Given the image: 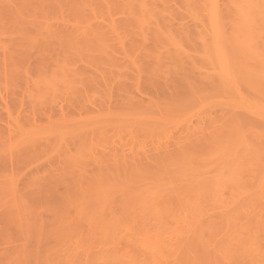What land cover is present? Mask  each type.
Returning a JSON list of instances; mask_svg holds the SVG:
<instances>
[{
  "label": "bare ground",
  "instance_id": "bare-ground-1",
  "mask_svg": "<svg viewBox=\"0 0 264 264\" xmlns=\"http://www.w3.org/2000/svg\"><path fill=\"white\" fill-rule=\"evenodd\" d=\"M179 1L180 0H0V80H1L0 81V88H1L0 89L1 90L0 91V100L2 98L4 100V98H5L4 95H7V94L12 95L13 94L12 96H16V94H15L16 92L18 94L21 93L23 95L20 94V96L23 97L22 98L23 100L22 99L19 100L18 99L19 96L18 97L16 96V98L18 99L16 102L17 107H20V108H17L18 111L20 109H23V107H25L23 105L30 103L29 104L30 107L32 106V104H34V108H31L29 111L31 113V110L33 109L32 110V111H34L32 113L33 115L34 114L36 115L35 112H37V114H38L40 108L42 110L43 107H45V109H43V114H44V111L46 109H47V114L51 113L50 111H52V113H54L55 110H57V111L59 110L58 113L60 115L63 114V117H64L70 111H72L69 109L67 110V108H70V106L72 107L70 109L75 108L74 105L79 106V107L80 106L85 107V104L87 105V103H88V105H89V103H90V100H89L90 96H91V99H93V100H91V102L92 101L94 102V101H96V99H98L96 102H94L95 104L92 105V107L94 109L92 107L89 108L90 105L89 106L87 105L89 109H93L94 111H96L94 113L95 115L93 114L94 111L90 112V114H89V113H87L88 110L86 111V109H84L82 107H80V109H79V107H78V108H75V109H78V111H79V113H78V111L76 110L77 113L79 114V117L77 116L78 117L77 119H76V117L75 118L73 117V115L75 116L76 111H74L75 113L72 111L73 113L71 112L72 114L70 113L71 115H69V118L70 117H73V118L68 119V117H66V120H65L64 119L65 117H64L62 121H60L59 118H58V120L53 118L54 116L53 115H52L53 117L51 116L52 113L49 114V116H50L49 118L47 117V114H45L44 116L47 117L49 122L46 121L48 123H44L45 125L42 124V126L40 125L41 123H43L41 121H44L47 119L43 118L40 121L41 123L38 122L39 124L35 122L36 121L35 118H36V116L38 117V115H36V116L34 115V117L31 119H26L29 121H31L33 119L34 121L33 120L32 121L34 123L32 122V125H34L36 128L34 126L32 127L30 124L31 122H29V121L28 122L25 121V123H23V125L24 124H27V125L30 124L28 126L31 128H28V126H26L27 127L26 128L25 125L23 126L21 124V122H23V116H22V118H21V116L18 117V114L15 113L17 115V117H15V118L12 117L13 115L9 111L10 110L9 107L5 105V107H7V108L4 110V107H3L2 112L5 113L8 111L7 113H5L6 116L8 114V118L5 117V119H10V122L9 121L8 122L10 123L9 127L11 126L12 130H10L9 127H8L9 130L5 128L9 132V135H7L6 134L7 131L5 129H3L4 126H2L0 124V127L2 126L1 129H3L2 131H5L4 132L5 136H4V134L2 135L3 132L0 131V132H2V133H0V136H1L0 137V143L2 142V148H3V145H5L7 142H8L7 144L9 146H12L11 143L14 141V139H13V136L11 134L14 133L17 136V138H19L18 141H16L15 145H14L15 142L13 143V145L16 146L15 147L16 149L14 150V148H13L11 152L9 150H8V152H6L9 154V155L6 154V156H5L6 160H8L9 158H10V160L12 158H14L13 156L15 154H17V152H18L17 148L21 149L22 147H23L22 151L23 150L24 151L32 150V151H30V153H32L34 150L33 155H35V153L37 152V153H41L40 154L41 157L42 156H45V157L48 156V158H49L51 156L50 153H53V152L55 153L57 151V149L60 148V146H57V145H62L63 148L61 147V149L63 150L65 145H68V146L70 145L69 143H67L68 140L69 141L74 140L73 142H76V140H78L79 142L81 141L80 142L81 145L77 141L78 146L76 147V149L74 147H72V145L69 146L75 150H73L72 148H67L68 146L65 147L68 149V150L67 149L65 150L67 152L66 154L68 155L69 153H71V155H68V156H70V159L68 158V156L65 155V153L63 155H65L66 157L63 155L61 156L60 152H62V151H60V150L57 151L58 153L56 152L57 156H55V157L60 156V158H59L60 161L63 160L65 157L67 159V161H66V159H64L63 161H61V163L62 162L67 163L68 162L67 165H71V163H73L72 166L75 163L77 165H79L78 163H81V164L84 163V165H87L90 163L93 165L96 162V163H99V165H100L99 168H101L102 162H103V164H102L103 166L105 165V167H106V164L108 166L109 160L111 161L115 157V154H114V153H116L115 151L116 150L118 151L121 147L123 148L125 146V148H126V146L127 147L129 146L131 148V150H134V154H133V152L129 153L130 152L129 147H128V149L124 148V149L119 150L120 152L122 151L123 153L126 150L125 154H127V151H129L128 154H130V155H128V158H127V157H125V154H123L122 152L121 153L118 152L116 154V157H115L116 158L115 164H117V166H119L118 167L119 169L117 168V170H115L114 169L115 167H113V169H112V167H110V168L108 167V169H110L112 171L110 173H102V172L97 173V171L99 170L98 168L96 169L97 166L95 167L96 173L93 171L94 173L91 172L90 174L84 173V172L88 171V168L86 169V171H85V168H84V170L79 168L83 172L77 173L76 168H72V166H71V168H72V170L75 169V171H73L75 173H71L70 171H67V168L65 167L66 168L65 169L63 166H62V170L65 169L68 173H65L66 171L58 172L59 167L61 168V166L57 167V170H56V167H55V169H53L52 164H51L52 169L56 170L57 173L53 172L54 174L51 177V181L49 182L50 183L49 185H51L55 189H57V187H59V188L62 187V189L63 190L65 189V191H66V193H65V191L61 190V191H63L62 193H65L64 200L62 199L63 194L59 193L61 191L58 192L59 195L61 194V196L59 198L62 197L60 200H58L61 202L60 205L61 206L63 205L62 207L64 208V211H69L70 207L71 208H78L76 211V214L83 215L82 219L76 217V219L77 218L80 219L79 220L80 222H82V220H83V222H82L83 224L80 223V225L77 224L79 222L78 219H77L76 223H75V221H76L75 220L74 224H72L73 221L71 223L69 221L71 218L70 219L66 218L67 217L66 213H65V215L64 214L60 215V217L63 216L62 218L65 217L64 220L65 219L66 220L63 221V219H61V225L63 223V227H64L62 229H64V230L57 228V230H62L61 231L62 234L59 233V231H58L56 235H59V236L62 235L64 237L66 236V239H68V237H72L73 235L76 236V235H79L81 233L80 234L82 236L81 238L84 239L83 235L85 234L84 232L86 230L83 231L81 228H85L86 226L89 225L91 228V230H89V232H91L92 228L94 229L97 225H99L100 220L98 221L97 219H101V218H102L101 222H102V220L104 221V222H102L103 227L101 228V226H99V227L97 226V228H95V230L91 233L94 234V232L98 231L100 228L103 231L105 229V226L108 228L107 232L110 233L109 227L111 226L110 224H112V222H115L112 225H116V223H117V227L120 226V225H118L120 223L116 222V221H118V219L116 218V220H115L114 217H118V215L124 214V212H123L124 210H125V214H124L125 217L120 215L121 219L126 218V216L128 217V215L129 216L135 215L136 213H137L136 214L137 216H139V215H140V217L145 216V218H146L147 217V215H146L147 211L146 210H148L149 206L151 207L152 212H155L158 214H164V213L167 214L168 212L173 213L174 210L171 211L173 208L174 209L175 208L180 209V207H181V209H182L183 207L186 206V205H184L185 203L187 204L189 201L195 200V198L198 197L199 194L200 195L203 193L205 194V192L207 193V191L209 190L207 194H205V195L203 194L204 198L201 195L200 196L201 199L198 200V202L200 201V203L203 202V204H205L208 201V200H206L207 197L209 198V195L211 196L215 191L216 192L219 191L220 192V193L218 192L219 194L225 193V191H221L220 188H222V187L223 188L225 187L224 189H226V190L227 189L231 190L232 194L231 193L227 194L228 195L227 199H226L227 201L224 204L226 205V203H227L229 205L228 207L231 208V206H233V208H231V210H229L230 213L224 214L223 212H221V214L223 213V215L222 216L220 215L219 217H217L218 219H215V221L213 219H211L214 221L213 223L215 225L212 222L210 223V225L217 226L219 228V230L223 229L222 227H224L225 229L226 228L229 229L228 225L230 226L233 223L232 224L228 223L227 225H226V223L230 222V220H239L240 221L239 224L243 220L246 222V223H244V224H246L245 225L246 227H247V225L249 226L250 223L254 222V223H258L257 226H260L261 230L264 231V228L262 227V226H264V0H181L180 3H179ZM176 11L178 12L179 16L177 15ZM51 16H53V17L55 16V17L54 18L52 17V20H51ZM56 16H59L60 19L63 21L61 22L60 19L59 20L58 19L53 20V19L57 18ZM72 16H73V18H72ZM69 17H71V19H73L74 21L76 18L77 21H75V22L73 21L71 23H70V21L66 22L65 19L69 18ZM87 17H90V18L93 17L94 20L102 18V20L100 19L101 21L100 20H97V21L101 22V24L104 21V24L100 25L99 22H97V21L94 22V20L92 18L91 19L93 20V22L89 21L87 19ZM77 18L79 20L80 19L81 20L78 22ZM105 18H108V21H105ZM51 21H53L54 23H52ZM90 22L92 24L97 23L100 26L98 28H93L95 26L91 27L92 25ZM72 23H76V24L74 26H71ZM89 23H90V25H89ZM101 26H103V27L105 26V28H107V30L103 31L105 28L102 29ZM96 27H97V25H96ZM28 28H31L29 30H32V28H33V30L37 29L40 34H42L41 31L44 32L43 33L44 38H43V34H42L40 37H37L38 39H36V36H34V37L32 36V35H34L33 33H31L32 35L30 34V36L27 38L28 41L33 42L35 45L41 44L40 47L39 46H36V47L33 46L34 48H31L32 47L31 46L30 49H28L29 45H25V47H23V49H22V46L20 45L21 42L19 40L18 41L20 43L17 42V34L19 35V37L22 35H24L23 37L27 36L24 33L27 32L26 34H29ZM70 29H72V30H70ZM23 31H24V33H23ZM9 32H12L11 34L13 36L11 34H8ZM14 33H17V34L15 35ZM20 33H23V34L21 35ZM107 33L109 35H112V37L114 38V41L119 45V47L117 45H114V47L116 46V47L121 49V50H118L117 53L114 51L115 54H114V52L110 51L112 53V55L109 54V56L111 55L114 58V56L117 54L115 56V58L118 57V60H119V58L124 55V57L120 58V59H122V60H120V61H122V63H120V61L118 63H116V61H118V60H115V58H114V61H113L112 60L113 58L111 59V56L110 57L108 56L107 50H110L111 48H114V47H112V45H111V47H109V44H113L112 42L110 43L109 41H108V45H107V43H106L107 42ZM7 34H8V37L11 36L10 38H8V39H10L9 45H8L9 40L7 38H5V36L7 37ZM45 35H46V38H45ZM19 37H18V39H19ZM49 37L51 38V39H49L50 41L54 40L53 39V37H54V38H56V40L58 41L59 44L64 46V47H61V45H58V43L56 42V45L60 47L59 49H63V48L65 49L66 48L65 50L67 51V48L70 49V47H71V49L69 50L70 52L72 51L71 54L72 55L76 54V58H77V56H79V58H77L75 60L82 58L80 60V61H82V62H80V64L83 63V60L87 57L88 58L86 60H88L90 57L89 61H87V62H89V63L91 62V64L95 63V61L98 62V59L100 57L101 58L105 57V62L109 61L111 63L107 62L109 64L108 65L107 63H104V61H103V64H105V65L101 66L102 63L99 60V62L101 63L100 66H98V64H99V62H98V63H95L97 65L94 64L95 66L92 64L94 67L88 63L89 67H92V68H90L91 71H93L92 73H95L94 75L93 74L91 75L93 77L89 76L92 78L91 80H90V78L85 76L86 72H84L85 73L84 74L80 71L81 72L80 73L79 69H78V72L80 74L75 73V72H77V69H75V68L73 69L74 66H72L71 67L72 70H75L74 74H77V76L79 77V79H78V77H76L77 80H79V82L76 83V81H74L75 78L72 77L73 75L71 74V69H67L68 65H67V60H66L65 56H63V58H60L63 55V54H61L63 52H61L58 48L57 49L61 53H58L59 51H57V53L59 54L58 55L55 52L56 46L54 45V42L52 43V42H50V41L48 42V40H46ZM12 38L14 40L15 39L16 40L14 41ZM6 40L8 43H6ZM40 40L41 41L43 40V41L39 42ZM111 41H113V39ZM37 42H39V43H37ZM47 42L51 43L50 44L51 46ZM23 43H21V44H23ZM43 44L47 45V46L45 45V47L50 46L48 48V50H47V48L42 46ZM127 44H129V45H127ZM150 44L152 47L151 50H150V47H148ZM52 45H54V46H52ZM128 46H129V49H127ZM38 47H39V49L43 48L42 49L43 52H42V50H39ZM51 47H53V48H51ZM116 47H115V49H117ZM34 49H36L37 51H35ZM52 49L54 50V52ZM33 50L36 53H38L37 55H41V57L44 54L45 55L48 54V52H49L48 55H50V57H49V60H47L46 62H42L43 64H45V66H43V68H42L41 65H43V64L42 63L40 64V62L42 60H40V58L38 59V57L36 56L37 57L36 59L40 62L37 63V61H35L39 65L38 66L37 64H35L38 67L35 71L37 72L39 69H41V71H38V73L40 72L41 74H39L37 78L35 77V74H34V77L31 76L30 75L31 72L28 74L26 72H24V75L22 74L23 77L21 79H23L22 80L23 82H26V81L28 82L29 78H33L34 80L35 79H38V80L42 79V81L35 82V84H34L35 89H32L31 91L27 89V91H28V93H27L25 88L23 89L20 87L23 85L18 84V83H20V82H18L19 81L18 79H19V77L22 76L21 74L19 75V71L21 73V70H19V68L17 69L14 67H16L17 65L26 63L25 60L28 61L27 55L30 54V53L27 54V52L30 51L31 53H33L32 52ZM20 51H22V53L23 52L26 53V55L24 54L26 58L24 57V55L21 56L22 53L19 54ZM62 51H64V50H62ZM88 51H90V52H88ZM119 51H123L122 56H120ZM83 52H85V53H83ZM51 53H54V54L51 55ZM55 53L57 54L58 57H56ZM88 53H89V56L86 55ZM118 53H119V55H118ZM136 53H139L141 55V57L143 56L142 58L145 60L144 62H146L147 65L149 64V66H151V67L142 66L146 63H142L143 60H141V62H140L141 57L137 58V57H139V54H136ZM71 54L69 55L68 51H67V55L72 56ZM90 54L91 55L93 54V55H95V57H99V58L95 59V57L93 58L92 57L93 55L91 56ZM19 55L21 57H19ZM82 55H83V57H82ZM85 55L87 57L84 58ZM44 56H43V59H47V57L45 58ZM53 56H55L58 61H56L55 57H53ZM22 57L24 58V59H22L24 61V63H23V61L22 62L19 61V59L21 60ZM30 57L34 58L33 55H31L28 57V59ZM52 58H54L55 60ZM136 58L139 60H137ZM123 59L125 60V62ZM9 61L11 64H8ZM59 61L61 63H59ZM78 61H77V63H78ZM126 61H128L127 63H130L131 65H134V66L133 67L129 66L130 64H127ZM137 61H139V63ZM18 62H20V63H18ZM52 62H54L55 66ZM85 62L86 61L84 60L83 65L85 64ZM113 62L116 63L115 65H119V63H120V65L125 63V66H126V64H127L126 69H125V66H123V65H122L123 67L122 66L121 67L115 66ZM31 63H33V61ZM48 63L51 64V66L58 69L55 72V74L52 72H51L52 74L51 73L47 74L49 69L46 70V67L48 66V65L46 66V64H48ZM112 63L114 65V67L112 66L113 69H118L120 71L122 68V70H121L122 72L124 71L123 69H125L124 72H126V70H127V72L129 73L133 69V72L135 73L134 70L137 69L136 70L137 73H135L137 75H135L133 72H131L132 77H135L133 80L131 79V85L133 83L132 87H135V88H131V89L134 92H137L138 90H140L139 92L141 94L143 93L142 92L143 89L141 90L142 86L140 84L141 79H143L142 82H145V81H146V83L149 82L146 86L149 88L148 85L150 84V86L152 87V91H153V94L152 93H150V94H152L153 96L150 97L151 95L149 94L150 96L148 95L149 96L148 97L147 94L151 90L150 91L148 90L149 91L148 92L147 90H145L146 87H143L144 88L143 91H145V93H143V95H141L139 93V95L142 97V99H141L142 101L144 98H145V100L148 99L147 101H149L150 99H151V101H153L155 99L154 96L156 95L154 92V90L156 91V88L160 90V91L158 90L159 93L162 92L161 95L166 94L168 91L169 92L168 94L171 95V96L169 95V97H171L173 99L172 94H174V92H175L174 90H177L178 88L177 87L173 88L174 85L170 86L173 83H171V84L169 83L170 87L168 88V84H167L168 82L167 81H168V79H170V76L172 73H174L175 75L178 76L176 78V80L180 79V81H179L180 83H183V82L185 83L186 90H188V91H186V92L184 91L185 94L182 91V94H184V95L190 94V95H188V97L190 99L183 95V97H186V98L182 97V100L184 99L185 101L178 102V104L176 103L177 105L175 106V104H171V102H170L171 99H169L165 95H164L165 99H167V100L169 99V100L168 101L165 99L164 100L167 101L168 103L163 102L162 98L164 96H162L161 99L160 98L158 99V97L155 96L156 97L155 100H158V101H156L158 103L156 105L152 104L153 106H151V103H152L151 101H149L150 102L149 103V102L144 100L143 101L144 104H143L142 101H140L136 96H134L133 92L129 93V91H132L131 89L128 90V88L123 85V86H120V87H122V89H121L122 93L119 90L120 87H118L119 89L118 88L117 89L119 90V92H118L119 94L116 93V91H118V90H116V88H115V90H114L115 92L113 95L115 96V93H116L117 95L122 94L121 96H124L123 95L124 91H126L125 96H124L126 98L119 97V96L118 97L121 98L122 101H123V99L126 100V102H128L129 106L126 105L127 103L125 102L126 103L125 105L128 106L125 108L128 111L124 110L123 109L124 107L119 108V110L120 109H123V110L118 111V109L116 107H114L115 106L114 102L117 98L114 100V102H112L113 98H112V95H110V94L107 95V97H106V95H103L101 93L103 96V98H101V95H100V97H98V93L90 92L92 94V95H90L88 91L87 92L85 91L87 89H90V91H93V88H94V86H91V87H93V88H91V87L87 86L86 83H84L87 81L86 78L88 80L94 82L93 85H95L96 83H99V82H97L99 80L97 77L102 75L101 74L102 72L100 73V75L98 74L99 71L101 70V69L99 70V68L103 67V69H102L103 73H104V71L106 72L108 70H109L108 72H110L111 71L110 69L104 70V66H106V64H107V66H111ZM137 63L140 65H138ZM141 63H142V65H141ZM7 64L13 65V69L16 72V73H12L14 76L10 73L11 71L9 70L10 68L12 69V67L9 68V66H7ZM35 65H34V69H35ZM25 66H26V64H25ZM27 66L25 67V69L28 68ZM30 66H32V65L30 64L29 68H30ZM96 66L99 68H97ZM135 66H137V68ZM6 67H8L9 69L8 70L5 69ZM22 67H24V65H22ZM44 67H45V70H44ZM95 67L97 69L92 70V69H95ZM139 67H142V69H140ZM143 67H144V69L149 67L148 68L149 70L145 73ZM128 69H130V70H128ZM188 69H190V71ZM29 70H31V68ZM187 70L191 73L192 76L189 75L190 73ZM17 71H18V73H17ZM42 72H43V74H42ZM110 73H112V72H110ZM110 73H107V74L110 75ZM193 73H194V75H193ZM25 74H26V76H25ZM44 74L47 75L49 78H46ZM81 74H82V76H81ZM83 74L85 77H83ZM114 74L115 73L113 72L111 75H114ZM42 75H44V76H42ZM144 75L146 77L145 80H144V78H142ZM12 76L13 77L17 76L16 79L18 78L17 79L18 81L14 82V80L16 81V79H14L13 82L18 84V85L11 83L12 81H10V80L13 79V78H11ZM121 76L122 75H119V77H121ZM193 76H195V78ZM7 77H10V79H8ZM42 77H45V78H42ZM81 77H82V79L84 78L83 79L84 81L82 79H80ZM102 77H103L102 81H100V80L99 81L101 83H106L108 81L107 77L106 78L104 76H102ZM140 77H141V79H140ZM192 77L196 80L198 78H200V83H199L200 85L197 84L198 81L195 82L196 80L194 81V79H192ZM24 78H26V80ZM95 78L98 80H96ZM121 78L123 79L124 75ZM5 79H7L8 81ZM110 79H112L111 81L114 80V78H112V77ZM127 79L128 78L123 79V81H128ZM30 80L32 81V79H30ZM94 80H96V82ZM171 80H173V79H171ZM119 81H121V80L119 78H116L114 83H118ZM163 81H165V82H163ZM2 82L3 83L6 82L5 85L2 84ZM169 82H173V81H169ZM10 83L12 84L11 86L8 85ZM161 83H163L164 85L165 84H167V85L163 86V85H161ZM202 83L205 85H203ZM82 84H83V86H82ZM85 84L87 87L85 86ZM121 84H123V83H121ZM126 84L130 85L129 81ZM142 84L145 86V83H142ZM177 84H175V85H177ZM107 85H105V86H107ZM179 85L180 84H178L177 86L179 87ZM81 86H82V90L80 88ZM117 86H119V85H117ZM14 87H15V89H14ZM95 87L100 88V86H96V85H95ZM123 87H125L126 90ZM160 87H162V88L166 87L168 89L165 88V90H167V91H165L163 88V91H162L161 90L162 88H160ZM181 87L185 90L184 84H181ZM2 88H4L3 90H5L4 94L2 92L3 91ZM22 89L24 90V92ZM61 89H63V90H61ZM95 89L96 88H94V91H96ZM107 89L109 91L108 87H107ZM60 90L62 91V93ZM110 90L111 91H109V92L112 94V91H113L112 87ZM169 90H171V92ZM6 91L7 92L10 91V92L6 94ZM84 91L87 94L85 96L87 98H83ZM98 91H100V89H98ZM101 91H103V93H105L104 90H102V88H101ZM25 92H26V94H28L27 97L29 98V100H28L29 103L23 104L28 99L26 96H24ZM146 92H148V93L146 94ZM163 92H164V94H163ZM187 92H188V94H187ZM29 93H31V94H29ZM65 93H67V94L64 97L66 98V96H67V99H68V97L70 96L71 98H73L72 101L75 100V101H73V103H75V104L70 105L69 102H67L68 105L64 106L65 107L64 108V107H62V105L66 102L64 97H63V99L65 102L58 99L57 100L58 103H57V101H55V100H56L57 96L62 95V94L64 95ZM93 93H95V95L97 96L96 98L94 97ZM211 93H212V95H211ZM218 93H220L221 95H223V97L226 98L225 99L226 102H223L222 98H221V100L219 98H216V97H220L219 95H217ZM50 94L55 95L54 101H52L53 96L51 98ZM88 94H89V96H88ZM145 94H146V97H144ZM168 94H167V96H168ZM157 96H158V92H157ZM208 96H210V97L208 98ZM9 97H10V95H9ZM24 97L27 99H25ZM47 97H49L51 99V101L48 102L46 99ZM131 97L139 100L140 103L142 105H144L145 107H147V105L149 104L150 108L143 109L140 105H137V103H139V102L137 101V103H135L136 101L135 100L133 101V99ZM104 98L109 100L108 102H110L111 104L114 103L113 104L114 106L111 104H109V106H107L108 103H106L107 105H105V107H104V104L106 102V100H104ZM129 98H130V104H129ZM205 98H207L208 101H206L207 99H205ZM82 99H84V101ZM85 99H88V101H85ZM101 99H102V101L99 102V100H101ZM192 99H194L195 101ZM211 99H212V101L214 99H215L214 101H217L219 99L218 102L219 101L220 102L219 103L214 102V101L210 102ZM110 100H112V101H110ZM155 100L153 101L154 103H155ZM161 100H162V102H161ZM37 101L39 103L41 102V104H40L41 106H38V103H36ZM46 101H47L48 105L49 104H51L52 106L55 105L56 108H54V110H53L52 109L53 107L49 105L48 107H51V110H50V108L48 109V107L46 106L47 104H45V106H43L44 103H46ZM80 101H83L82 103H85V104L79 105ZM122 101L120 103H124V101L123 102ZM31 102H33V103H31ZM52 102H53V104H52ZM76 102L78 103V105L76 104ZM98 102L100 105H102V103L104 102L102 105V108L103 109L107 108L108 111L110 109V112H109L110 114L107 112V109H104L105 110L104 112H100L101 107L99 105L98 106L96 105V104H98ZM174 102H177V100L172 101V103H174ZM182 102H184V103H182ZM202 102H203V104H202ZM206 102H210V107H211V103L213 105L218 103L219 105L217 104L216 107L212 105L213 106V109H212L210 107L208 108L209 103H206ZM9 103H10V101H9ZM67 103H65L64 105H66ZM134 103H135V105H134L135 107L133 106ZM186 103H188V104H186ZM18 104H19V106H18ZM35 104L37 105V108L39 107L37 111L35 110V108H36ZM131 104H132V106H130ZM145 104H147V105H145ZM21 105L23 107H21ZM58 105H61L62 113L60 112V108H59L60 106L58 107ZM26 106H28V105H26ZM116 106H118V105H116ZM122 106H124V104ZM186 106H188V109ZM190 106H191V109H189ZM221 106L223 109L221 108ZM97 107H100V108L98 109ZM108 107H110V108H108ZM138 107H139V109L142 108V110L141 109L139 110ZM217 107H220V109ZM224 107H226L228 111H225L226 108H224ZM0 108H1V106H0ZM114 108H116L117 110ZM129 108H132L131 109L132 111ZM133 108H135V109H133ZM152 108H154V111L152 110ZM75 109H73V110H75ZM112 109L115 111L112 112L113 111ZM136 109H138V110H136ZM147 109L148 110L151 109V110H149L150 113H147L148 112ZM161 109H164L163 111H165V112L161 111ZM184 109H186V110H184ZM24 110H26V109H24ZM27 110H29V109L27 108ZM64 110H67L68 113H65L66 111H64ZM81 110H83V111L81 112ZM179 110L180 111L184 110V112H180ZM192 110L194 113L192 112ZM206 110H207V112H210L207 114L208 115L207 117L205 116ZM222 110L224 111L223 114L226 112L227 113L225 115H222L220 113ZM57 111H55V112H57ZM84 111H86V112H84ZM97 111H98V114H97ZM121 111L124 112V115L122 114V117L125 116L122 118L123 120L119 119V116L121 117V115H119V113H123ZM158 111H160L161 113H158ZM189 111L191 112L190 115H189V113H190ZM212 111H213V113L214 112L216 113L218 111V114L216 113V115H215V113H214V116L212 115L213 116L212 117V116H210L212 114ZM127 112H129L128 116L131 115L130 113H132V116L134 118L137 115V117H136L137 120L135 118L136 123H135L134 118H133V121L130 122L131 116H129L130 117L129 118L127 116ZM134 112H135V114L139 112L141 115L140 116L138 114L135 115V114H133ZM82 113L83 114L87 113L88 115L84 114L85 117H83ZM91 113L93 114V117H92ZM142 113H143V116L145 117V119H139L138 120L139 117L144 118L142 116ZM145 113H147V114H145ZM179 113H181V114H179ZM219 113L223 117H221V115ZM40 114H42V113H40ZM43 114L41 116H43ZM78 114H76V115H78ZM101 114L103 115V117L101 116ZM107 114L109 116L107 118H105ZM115 114H118V118L117 117L115 118L113 116ZM160 114L163 116H161ZM19 115H21L20 112H19ZM145 115H147V116H145ZM178 115H179V117H178ZM29 116H30V114H29ZM29 116H27V117H29ZM94 116H96V117H94ZM99 116H101V118H103V120H101V118H99ZM149 116H151V117H149ZM154 116H156V117L153 118ZM195 116L197 117L200 124L202 122V125H204L207 122L210 123L209 127H207V124H208L207 123L206 124L207 128H200L202 126L199 125V123H198V125L197 124L195 125L197 127H194L193 130L190 131V129L194 126V125L192 126V124H193L192 121H193V119H196V118H194ZM219 116L221 119L219 118ZM61 117H62V115H61ZM126 117H128L129 123H131V124L127 123L128 119ZM215 117L217 120L213 119ZM19 118H21L22 121H20ZM51 118L55 119L54 121L57 120V122H54V124H53V120ZM79 118L81 120L78 121ZM178 118H181V119H178ZM1 119H3V118H1ZM71 119H73V120H71ZM82 119H85L86 122L83 121ZM75 120L77 123L75 122ZM207 120H209V121H207ZM51 121H52V123L50 124ZM58 121H60V122H58ZM80 121L81 122L83 121L84 123L83 122L81 123ZM114 121H116L118 123H116ZM0 122L2 123V121H0ZM203 122H205V123L203 124ZM4 123H7V122H4ZM11 123H12V125H11ZM111 123H112V125H111ZM37 125H39V126H37ZM48 125H50V126H48ZM53 125L54 126L56 125V126L53 127ZM115 125H116V127H115ZM7 126H8V123L5 124V127H7ZM103 126H105L106 128ZM132 126H133V128H132ZM44 127H46V128H44ZM52 127H53V129H52ZM118 127H120V128H118ZM181 127H183V130L181 129ZM204 127H205V125H204ZM32 128H34L33 131H31ZM41 128H44V129L41 130ZM102 128L103 129L105 128V129L103 130ZM124 128H126V129H124ZM179 128H180V130H179ZM24 129H26L27 131ZM116 130H118V131H116ZM124 130H126L127 132ZM133 130L136 131L135 133L137 135L139 134L138 135L139 138H141L140 136L143 137V134H145V135L146 134L147 135L153 134V135H151V137H150V135H148L149 141L146 140L147 136H144L146 139L143 138L140 141L146 140L145 142H147V144L145 142H143V143L140 142L141 143L140 144L139 140L137 141L138 137L135 140L134 135L131 134V132H133ZM172 130L180 131V133L175 131V134L177 133L176 135L172 134L176 138V141L174 142V145H173V149H171L169 141H168L167 145H165V146L162 145V143L166 141L163 139H166V138H167V140L173 139V137L171 138V136H170L171 134H169V132L170 131L172 132ZM181 130H182V132H181ZM11 131H13V133H11ZM38 131H39V133H37ZM42 131H43V133H42ZM103 131H105V132H103ZM109 131L111 133L113 131L112 134L117 135V138L112 139V140H114L113 143L111 141L107 142V145L109 143V145L116 147L117 145H115V142L118 141L117 144H119L120 147L117 146L119 149L117 147H116L117 148L116 150L113 149V150H115L114 152H111L113 154L104 155L105 157H103V154H102L99 157V159L103 160V158H104V160L101 162L97 159L99 156L98 154H100V153H98L99 151H97L99 148L98 146L101 145V144H99L100 141L101 142L103 141L102 143L104 144V141L111 140V138H113V135L111 133L110 134L107 133L109 135V136L105 135L108 137V138L105 137L107 140H104L105 138L103 139L102 135L105 134L106 132H109ZM94 132H96V134ZM114 132H116L117 134H114ZM120 132H122V133H120ZM154 132H156L158 134V137L163 135L161 142L156 141V139L158 141H160V139L155 137L157 135H154V134H156ZM123 133H125V138H123L124 137ZM141 133H142V135H140ZM99 134L100 135L102 134V135L100 137H98ZM128 135L130 138L128 137ZM9 136H10V138H9ZM16 136H15V139L17 140ZM86 136H88V139H92V141H94L95 138H97V139L100 138V139H98L99 141H96V142H98V144H96L97 149H96L95 144H94L95 141L94 142L89 141ZM153 136L155 138H153ZM2 137H5V138H2ZM54 137L58 138V139H55L56 140L55 141V140H53ZM84 137H85V139H84ZM149 137H150L151 141L154 142L157 146L159 143V145H162L163 147L166 148V149L161 148V151H162V149H163V151L165 149L163 156L161 155V156L154 157V156L145 155L149 152L151 154L153 152L152 149L154 150V148L156 147L154 144H151L154 146V148L151 149V147H153V146L150 147V143H148V142H150ZM177 137H179V138L177 139ZM11 138H12V140H11ZM118 138H120V139H118ZM121 138H123V139H121ZM127 138L133 139V141L129 142V140ZM3 139L6 141H4ZM46 139H48V140H46ZM125 139H127V140H125ZM40 140L42 141V143ZM45 140H46V142H45ZM50 140L55 141L54 144H52V141H50ZM83 140L89 141V142L84 143L85 141H83ZM119 140H124V142L128 141L126 143H129V145L128 144L125 145V143H124L123 144L124 146L123 145L121 146L120 144L122 143V141H119ZM173 140H175V139H173ZM60 141H64L63 144ZM48 142H50V143H48ZM119 142H121V143H119ZM77 143H75V146L77 145ZM87 143L92 144V145H90L91 148H90V146H88L89 144H87ZM17 144H18V147H17ZM42 144H45V145L43 146ZM71 144H73V143L71 142ZM105 144H106V142H105ZM133 144H135V146ZM137 144L140 147H143L145 145L144 146L145 148L143 147L144 149L143 148L139 149V146H137ZM41 145H42L43 149H42ZM46 145H48L47 149H44V148H46ZM84 145H86V147ZM146 145L148 146V148L146 147ZM168 145L170 147H168ZM9 146H8V148H9ZM37 146L41 147L40 148L41 150L37 151V149H36ZM0 147H1V144H0ZM52 147H54V148H52ZM55 147L56 148L58 147V148L56 149ZM149 147H150L152 152L150 151ZM50 148H51V150H50ZM87 148L89 149L88 151H87ZM92 148H94L93 150L96 149L95 154L97 155V158H95L96 155H93V153L95 151L93 152ZM135 148L138 151H136ZM80 149L82 151H80ZM142 149L145 151V153L143 154V155H145V157L142 156V151H143ZM35 150H36V152H35ZM72 150L75 151V156L73 155L74 153L72 152ZM4 151H6V147H5ZM22 151L19 150L18 154L20 155L22 153ZM41 151H43V155H42ZM44 151L45 152L48 151L47 153H49V154L44 153ZM158 151H156V152H158ZM163 151H162V153H163ZM83 152H84V154H86V156H84ZM85 152H87V153L89 152L88 154H90V155H88ZM135 152H137V154ZM12 153L14 154L13 156H12ZM138 153H140V154H138ZM122 154L124 155V157ZM91 155H93L95 159L92 158L93 156H91ZM118 155H122V156L119 157ZM135 155H138V156L135 157ZM9 156H11L12 158ZM79 156H80V158L78 159ZM89 156L93 159L92 161H91V158H89ZM111 156H112V158H111ZM117 156L120 159L117 158ZM16 157H18V156H15V158L12 159V161L17 159ZM19 157L21 158V155ZM39 157L40 156H36V158H35L36 161ZM41 157L39 159L44 158V157L43 158H41ZM106 157L111 158V159L108 160V158H107V160H106L105 159ZM121 157H122V159H121ZM129 157H130V159H131V157H133V159L127 160V159H129ZM26 158H28V156H26ZM32 158H34V157H32ZM28 159L30 162H31V160H33V159L30 160V158H28ZM39 159H38V162H39ZM88 160L93 162V163L89 162V163L85 164V161H88ZM17 161H18V159H17ZM34 161L35 160H33V162ZM64 161H66V162H64ZM105 161H106V163L104 164ZM2 162H5V159L3 160V158H1L0 163L3 164ZM21 162H22V159H21ZM51 162H53V160ZM5 163H7V162H5ZM13 163L16 164V160L13 161ZM18 163L20 164V162H18ZM27 163H28V161H27ZM35 163H37V162H35ZM96 163H95V165H96ZM1 164H0V167L2 166ZM7 164H9V163H7ZM76 164H75V166H77ZM92 165H90V166H92ZM109 165L113 166L111 164H109ZM11 166H12V163H11ZM8 167L6 166V168H8ZM47 167H48V164H47ZM49 167H50V165H49ZM105 167H104V169H105ZM4 168H5V166H4ZM50 168H48V169H50ZM92 168H94V167H92ZM1 169L2 168H0V170ZM52 169L50 171H53ZM101 170L103 171V168H101ZM4 171H7V170L5 169ZM4 171H2V172L5 173ZM50 171H48V172H50ZM60 171H61V169H60ZM89 171H91V170H89ZM6 173H8V172H6ZM46 178H47V176L45 177V179ZM42 185L41 186L39 185L40 188L42 187ZM44 186L45 185H43V187ZM211 188L213 189V191L211 190ZM214 189H216V190L214 191ZM237 192L238 193L240 192L241 194H238ZM52 194H54V192H52ZM53 196L55 197V194ZM221 198L223 201H225V198L223 196ZM198 199H199V197H198ZM202 199H204V200L201 201ZM62 200H63V202L65 201L64 204H66V207L67 206L69 207V208L67 207L66 210H65L66 207H64V204L62 203ZM204 201H206V202H204ZM54 202H55L54 200H53V203L50 202L51 208H52V205L54 206V204L56 203V202L55 203ZM200 203H199V205H200ZM203 204H201L200 206H202V207L207 206V205H203ZM206 204H208V203H206ZM28 205H29V203H28ZM117 206H119L120 208H123V210L118 209ZM55 207H56V205L54 206V208ZM115 207H116V209H115ZM154 207L155 208L157 207V210ZM7 208H8V205H7ZM48 208L50 209V206ZM49 209H47V211ZM53 209H52V211H54ZM127 209H129V212ZM164 209L167 211L169 209L171 212L170 211L165 212ZM29 210L32 212L33 209H29ZM116 210L117 211L122 210V211L119 212L120 213L119 214ZM36 211H34V212H36ZM107 211L115 213V216H113L114 220L112 219V222H109L110 219H108V218H110V215L108 214L109 212L107 213ZM115 211L118 213L117 215H116ZM143 211H146V212L144 213V215H141V213L143 214ZM127 212H128V215L126 214ZM139 212H141V213H139ZM56 215H58V213ZM90 215L92 217H90ZM105 215L107 216V219L109 221L105 218L106 217ZM41 216H40V218H41ZM102 216H104V217H102ZM34 217H35V214H34ZM88 217H89V219H88ZM93 217H94V219L96 217V219H95L96 221L94 219L91 221V218H93ZM97 217H99V218H97ZM120 217H119V221H121ZM215 217H216V215H215ZM89 220H90V222H88ZM107 221L109 222V224ZM31 223L33 224V226H32V224H30L31 227H29V228H31L30 231L32 230L33 234H35V235H32V239L34 241V239H36V236L38 237V235L41 231L40 228H42V227H39L40 222L37 223V221H34V223L33 222H31ZM93 224L95 225V227ZM103 224H105V226ZM107 224L110 226H108ZM234 224H238V223L235 222ZM220 225L222 227H220ZM240 225L243 227V223H241ZM89 226H88V228H89ZM79 227H81L80 228L81 230L79 229ZM114 227L115 226H113V228ZM217 227H215L216 230H218ZM68 228L70 230H68ZM74 228L77 229L78 231H82V232L78 233L77 230H76L77 232L76 231L74 232V230H73ZM96 229H98V230H96ZM115 229H117V228L115 227ZM203 229L204 228H202L198 231L195 230L193 232V234L191 235L192 237H190V240L188 242L190 244L189 245L187 244V246H189V248H190L189 253L187 252V254H184V253H186L185 251L188 250V247L186 246L185 251H182L181 255L179 254L178 259L176 258L177 260L174 261L175 262L174 264H176V261L178 264L179 263L181 264V262H183V260L185 261V262H183L185 264H188V263L189 264H243V263L247 264L246 261L249 262V257H251V255H252V258H250L251 263L254 262L253 264H264V250H262L263 248L260 246V245H263L264 235L257 234L259 236L258 237L256 235V231H251L252 235H255L256 238L261 239L259 241V239H256L255 237H253L252 235L249 234V230L244 229L245 232L243 230L242 234L241 233L239 234V237H241V235H242V237L239 238V240L240 239L244 240L243 234H244V237H246L248 234V236H247L248 238H247V240L245 239L246 244L243 243L242 249H240V252H239L240 254L237 253L238 254L237 255L235 252H233L232 249H224L223 245H220V244H219L220 246L216 245L215 242L213 241L214 239L211 238L212 236L210 234H208L209 232L207 233V231L205 229L204 230ZM33 230L36 232L34 233ZM43 230H44V227H43ZM45 231L47 232L46 229H45ZM102 231H101V233L106 231V229L103 232ZM110 231H111V229H110ZM63 232H64V234H63ZM73 232H74V234H73ZM47 233H49V235H46V236H49L51 238L52 235L50 234V232H47ZM82 233H84V234L82 235ZM29 234L31 235L30 232H29ZM40 235L43 236L42 234H40ZM209 235H210V238H209ZM62 236H60L61 237L60 239L64 238ZM251 236H252V238H250V240L248 241L249 237H251ZM40 237L37 239H40L43 241V239H41ZM260 237H262V238H260ZM81 238H79V239H81ZM224 238H226V237H224ZM37 239H36V242H37ZM66 239H64V241H66ZM74 239H77V238H74ZM82 239L80 241L84 242L85 239L84 240H82ZM68 240H69V245L67 244V241H66V242H64L65 246H66V244L68 246H70L71 243H74L72 241L73 240L72 238L68 239ZM123 240H125V238ZM222 240L223 241L225 240V239H223V236H222ZM227 240H225L224 242H226ZM255 240L258 244L255 242ZM42 241H40V242H42ZM251 241H253V242H251ZM242 242H244V241H242ZM128 243H129V240H128ZM212 243L215 244V246ZM79 244H81V247ZM147 244H148V242H147ZM153 244L149 243L147 246L146 243L145 244L143 243V246L144 245L147 246L148 250H152V248H154V247H155V249H157V251H154L155 253L152 251H149L150 254L148 253L149 255L148 254L147 255L153 258V256H155L157 253V257L158 256H159L158 258L161 257L160 259H162V260H160V259L155 260L154 259L155 264H157L158 262L159 263L166 262L167 261L166 257L164 258V256H165L164 255L165 253L163 251L164 248L161 245L159 246L156 243H153ZM251 244H253L255 248L258 246L256 248V250L254 249V247L252 248ZM72 245H74V244H72ZM77 245H79L77 247H79L81 249L82 247H85L86 244H84V246H83L82 243H79V241H78ZM134 245H136V244H134ZM134 245H132V247ZM126 246H129V244ZM143 246H142V249L143 248L145 249V246L144 247ZM218 246L220 247V249L222 248L221 249L222 251L224 250L225 252L219 251ZM259 246L261 248H259ZM67 247H64V248H66L68 251L69 248H67ZM70 247H72V246H70ZM87 247L88 246H86V248ZM64 248H62V249L64 250ZM75 248H76V246H74V249ZM245 248L246 249L249 248V250H246ZM138 249H140V248H138ZM144 249H143V251H145ZM155 249H153V250H155ZM81 250H83V249H81ZM148 250L145 252L147 253ZM159 250H160V253H158ZM254 250H255V252H253ZM67 251H66V253H67ZM87 251H88V249H87ZM87 251H86L87 254H85L86 256L84 255L86 257V263L88 262L87 264H89V263L93 264L92 260H94V259L96 260V257L97 258L100 256L102 257V255H98L99 252H96V253L94 252V254H95L94 255L95 257H94L92 250L89 251V253H91V254H89ZM246 251L249 252L250 255L248 253H246ZM54 252L57 253L58 251L54 250ZM63 252H65V251H63ZM69 252H70V250H69ZM77 252H79V251H76L75 255L76 254L80 255V253H77ZM73 253H74V251H73ZM151 253H152V255H151ZM254 253L257 256H255ZM96 254L98 256H96ZM106 254L109 255L108 252ZM160 254H162L163 256ZM57 255H59V254H57ZM71 255H72V253H71ZM79 255H76V257H79ZM109 256L112 258L114 257L113 259L111 258L113 261H112V263L109 262V264H113V262H114V264H116V263L121 264L122 261H123V263L125 262L126 264H128L131 261L133 264H137V261L135 263V260H136L135 258L128 261L126 259V257L124 256L122 258H125L126 260L122 259V258L120 260V258H118L119 254L117 255V253H116L117 258H115L116 257L115 255L112 256V254ZM85 257H84V259H85ZM110 257L107 256L106 260H108V258H110ZM162 257L164 258V261H163ZM246 257L248 258L247 260H246ZM154 258H156V256ZM75 259H78V258H75ZM84 259H81V260L84 261ZM115 259H117V260L115 261ZM97 260H96V263L99 261V260L98 261ZM68 261L69 262L73 261V259L71 260L70 258H68ZM82 261L80 263L83 264ZM126 261H128V263ZM119 262H121V263H119ZM72 263L75 264V262H72ZM86 263H84V264H86ZM106 263H107V261H106ZM132 263H130V264H132Z\"/></svg>",
  "mask_w": 264,
  "mask_h": 264
},
{
  "label": "rangeland",
  "instance_id": "rangeland-1",
  "mask_svg": "<svg viewBox=\"0 0 264 264\" xmlns=\"http://www.w3.org/2000/svg\"><path fill=\"white\" fill-rule=\"evenodd\" d=\"M178 2V1H177ZM181 2V0L179 1V3ZM175 12V11H174ZM177 12V11H176ZM177 15L179 16V14H178V12H177ZM52 17L53 16H51V20H52ZM55 17V16H54ZM53 17V18H54ZM57 18H55V19H53V20H56V19H60V17L59 16H56ZM59 17V18H58ZM72 18H73V16H72ZM93 20H94V18L93 17H91ZM90 17H87V19L89 20V21H92L93 22V20L91 19ZM78 19V18H77ZM86 19V18H85ZM101 20H102V18H100ZM100 19H95L94 20V22H96L97 20H100ZM61 20V19H60ZM81 20V19H80ZM79 19H78V22L80 21ZM87 20V21H88ZM100 20V21H101ZM104 20V19H103ZM63 20H61V22H62ZM65 21L66 22H68V21H70V23L71 22H73L74 20L73 19H71V17H69V18H66L65 19ZM75 21H77L76 20V18H75ZM74 21V22H75ZM105 21H108V18H105ZM52 23H54L53 21H51ZM97 22H99V21H97ZM57 23V22H56ZM91 23V22H90ZM90 23H89V25H90ZM100 23V25H103L104 24V21L102 22V24H101V22H99ZM76 23H72V25L71 26H74ZM91 27H93V26H95V27H93V28H98L100 25L99 24H97V23H95V24H92L91 23ZM96 25H97V27H96ZM70 26V27H71ZM102 27V29L103 28H105V26L103 27V26H101ZM29 29H31V28H28V32H29V34H26L27 32H25L24 33V31H23V33L25 34V35H27V36H25V37H23L24 35H22L23 33H20L22 36H20L19 37V35L17 34V33H14L15 35L17 34V42L18 43H23V44H21L20 43V45L22 46V49H23V47H25V45H29L28 46V49H30V47L31 48H34L33 46H41V44L40 45H35L33 42H31V41H28L27 40V38L30 36V34L31 33H33L34 35H32L33 37L34 36H36V39H38L37 37H40L44 32L43 31H41V33L42 34H40L39 33V31L37 30H33V28H32V30H29ZM101 29V30H102ZM70 30H72V29H70ZM107 30V28H105L103 31H106ZM12 32H9L8 34H11ZM8 34H7V37L5 36V38H10L11 36H9L8 37ZM12 35V34H11ZM13 36V35H12ZM31 36V37H32ZM18 37H19V39H18ZM43 38H44V34H43ZM45 38H46V35H45ZM13 39V38H12ZM49 39H51L50 37L49 38H47L46 40H48V42L50 41ZM53 39L54 40H52V41H50V42H54V45L56 46V53H57V51H61V52H63V53H61L60 51L58 52V53H61V54H63L60 58H63V56H65V58H66V60H67V65H68V68L67 69H71V74L73 75L72 77H74L75 78V80L74 81H76V83H78L79 82V80H77V78L76 77H78L77 76V74H74V72H75V70H72V66H74L73 67V69L75 68V69H77V72H75V73H78V74H80L81 72L82 73H84V72H86V74H85V76L86 77H88V78H90V80L92 79L91 77H93V76H91L92 74L94 75L95 73H92L93 71H91V69L90 68H92V67H89V64L90 65H94L95 63H98L99 62V60L101 61V63H102V65L101 66H103V65H105V64H103V61H104V63H107V62H109V61H106L105 62V57L104 58H99V57H95V55H91L93 58L95 57V59L97 58H99L98 59V62H96L95 61V63H92L91 64V62L89 63V62H87V61H89V59H90V57H89V59L88 60H86L88 57L86 56V55H88L89 56V53L88 54H86L85 56H84V58L85 57H87V58H83L86 62H85V64L83 65V63H84V60H83V63H81L80 64V62H82V61H80L82 58H80V59H78V60H75V59H77V58H79V56H77V58H76V54L74 55H72L71 54V52L69 51L70 49H71V47H70V49H68L67 48V51H68V54L70 55H72V56H69V55H67V51L63 48V49H59L60 47L59 46H57L56 45V42L58 43V41L56 40V38H54L53 37ZM110 39V40H109ZM113 39V41H114V38L112 37V35H109L108 33H107V45H108V41L111 43H113V44H109V47H111V45H112V47H114V45H117L118 47H119V45L114 41H111ZM9 40V43L7 42V40H6V43H8V45L10 44V39H8ZM14 40V39H13ZM16 40V39H15ZM14 40V41H15ZM20 42H19V41ZM45 40V39H44ZM43 41V40H42ZM41 40L39 41V42H42ZM27 44H26V43ZM39 42H37V43H39ZM46 42V41H45ZM47 42V43H48ZM49 45L51 44V43H48ZM46 45V44H45ZM45 45L43 44L42 46L43 47H45ZM54 45H52V46H54ZM58 45H61V44H59L58 43ZM127 45H129V44H127ZM47 46V45H46ZM51 46V45H50ZM50 46H48V47H45V48H47V50H48V48L50 47ZM39 47H38V49H39ZM61 47H64V46H62L61 45ZM116 47V46H115ZM115 47L114 48H111L110 50H107V53H108V56H109V54H111L112 55V53L110 52V51H112V52H116L117 53V51L118 50H121L120 48H118V47H116L117 49H115ZM148 47H150V50H151V44L148 46ZM20 48V47H19ZM51 48H53V47H51ZM59 50H58V49ZM21 49V48H20ZM26 49V48H25ZM24 49V50H25ZM27 49V50H28ZM43 48H41V49H39V50H42ZM127 49H129V46H128V48ZM149 49V48H148ZM35 51H37L36 49H34ZM32 51L33 53H31L30 51L29 52H27V54H29V55H27L28 57L29 56H31V55H33V57L34 58H29L28 59V57H27V60L28 61H26L25 60V62L26 63H24V61L22 60V59H24L23 57L21 58V60L19 59V61L20 62H22L23 61V63L24 64H20V65H17L16 67H14V68H19V70H21V73H20V71H19V75L21 74H23L24 75V72H26L27 74L28 73H30V75L31 76H33L34 77V74H35V77L37 78L38 77V75L39 74H41L40 72L38 73V71H41V69H39L37 72L35 71L38 67L35 65V64H37L38 62H40V61H38L36 58L38 57V59L40 58V60H42L41 62H40V64L42 63V62H46L47 60H49V57H50V55H48L49 54V52H48V54H44L43 56L46 58L47 57V59H43V56L41 57V55H37L38 53H36L35 51ZM53 50V49H52ZM62 50H64V51H62ZM23 51V50H22ZM22 51H20V53L19 54H21L22 53ZM45 51V50H44ZM86 51V50H85ZM110 53H109V52ZM40 52V51H39ZM42 52H43V50H42ZM53 52H54V50H53ZM88 52H90V51H88ZM115 52H114V54H115ZM55 53V54H56ZM57 53V54H58ZM83 53H85V52H83ZM119 53H120V56H122L123 55V51H119ZM119 53H118V55H119ZM122 53V54H121ZM26 55V53H22V55L21 56H23V55ZM42 54V53H41ZM52 54H54V53H51V55ZM57 54H56V57H58L57 56ZM60 54V55H61ZM136 54H139V53H136ZM25 55H24V57H25ZM59 55V54H58ZM110 55V56H111ZM117 55V54H116ZM115 55V56H116ZM20 55H19V57H21ZM37 56V57H36ZM75 56V57H74ZM109 56V57H110ZM115 56H114V58H115ZM53 57H55V56H53ZM56 57H55V59H56ZM81 57V56H80ZM82 57H83V55H82ZM122 57H124V55L122 56ZM122 57H120V58H122ZM141 57V55L139 54V57H137V58H140ZM143 57V56H142ZM140 58V62H141V60H143L142 61V63H146V62H144L145 60L143 59V58ZM26 58V57H25ZM59 58V59H60ZM113 57L111 56V59H112ZM114 58L112 59L113 61H114ZM119 58V60H118V57L117 58H115V60H118V61H116V63H118L120 60H122V59H120ZM136 58V59H137ZM33 59V60H32ZM36 59V60H35ZM52 59H54V58H52ZM54 59V60H55ZM125 59V58H124ZM123 59V60H124ZM33 61V63H31L32 61ZM64 60V59H63ZM72 60V61H71ZM92 60V59H91ZM126 60V59H125ZM125 60H124V62H125ZM137 60H139V59H137ZM30 61V62H29ZM35 61H37V63L35 62ZM56 61H58L57 59H56ZM55 61V62H56ZM77 61H78V63H77ZM20 62H18V63H20ZM128 61H126V63H127ZM138 63H139V61H137ZM32 65V66H30V68H31V70L33 71H31V70H29L30 68H29V65L30 64ZM53 64H54V62H52ZM59 63H61L60 61H59ZM89 63V64H88ZM100 62H99V64H98V66H100V64H101ZM109 63H111V62H109ZM114 63V62H113ZM113 63H112V65L111 66H107V64H106V66H104V70H108V69H110L111 71L110 72H114L115 74L114 75H111L112 73H110V72H108V71H106L107 73H110V75H108L105 71H104V73H103V67H101V68H99V67H97V68H99V75H100V73L102 74L101 76H99V77H97L100 81H102V79H103V77L102 76H104L105 78L107 77V82L106 83H101L98 79H96V80H98L97 82H99V83H96L95 85L96 86H100V88H98V87H95V85H93L94 84V82H92V81H90V80H88L87 78H86V82H84V83H86L87 84V86H89V87H91V86H94V88H96L95 90L96 91H94V88L93 87H91V88H93V91H90V89H87V90H85L86 92L88 91L89 92V94L90 95H92L90 92H95V93H98V97H100V95H101V98H103V96H102V94L103 95H106V97H107V95H112V100H110V101H112V102H114V100H115V106L113 105L114 103H110V102H108L109 100H107V99H105L104 98V100H106V102H105V104H104V107H105V105H107L106 103H108V105L107 106H109V104H111V105H113L114 107H116L117 109H118V111H120V110H126V108L125 107H128L129 105H128V102H126V100H124L123 99V101H124V103H120L122 100H121V98H119V97H123V98H126V97H124L125 96V92L126 91H124V96H121L122 94H120V95H117L116 93H118L119 92V90H120V92H121V89H122V87H120V86H126L127 88H128V90H130L131 88H135V87H132V85H133V83H132V85H131V79L133 80L135 77H132V75H131V72H133V69H132V71L131 72H127V70H126V72L128 73H126V72H124L125 71V69H126V66H127V64H130V63H127L126 64V66H125V63H123V64H121L120 65V63H122V61H120V63H119V65H115L116 63H114V65L115 66H125V69H123L124 71L122 72L121 70H122V68H121V72L118 70V69H113V67H114V65H113ZM137 63V64H138ZM142 63H141V65H142ZM8 64H11L10 63V61H9V63ZM7 64V66H9V68L10 67H12V69L10 68H8V67H6L5 69H9L11 72V74L12 73H16L15 72V70L13 69V65H8ZM25 64H26V66L29 68H27V69H25ZM43 64V63H42ZM52 64V65H53ZM22 65H24V67H22ZM34 65H35V69H34ZM38 65V64H37ZM48 65V66H47ZM58 65V64H57ZM92 65V66H93ZM95 65H97V64H95ZM94 65V66H95ZM109 65V64H108ZM138 65H140V64H138ZM39 66V65H38ZM42 66V68H43V66H45V64H43V65H41ZM46 70L47 69H49L48 70V73L47 74H50L51 72L52 73H54L55 74V72L58 70L57 68H55V67H53V66H51V64H46ZM54 66H55V64H54ZM84 66V67H83ZM93 66V67H94ZM113 66V67H112ZM122 66V67H123ZM129 66H134V65H129ZM142 66H149V64L147 65V63L146 64H144V65H142ZM33 67V68H32ZM58 67V66H57ZM95 67V69H92V70H96L97 68ZM136 68H137V66H135ZM134 67V68H135ZM145 67V68H146ZM149 67H151V66H149ZM148 67V68H149ZM190 67V66H189ZM40 68V67H39ZM140 69H142V67H139ZM148 68H146V69H144V67H143V69H144V72L146 73L149 69ZM34 69V70H33ZM78 69H79V72H78ZM120 69V68H119ZM187 69V68H186ZM44 70H45V67H44ZM90 70V71H89ZM128 70H130V69H128ZM137 69H135L134 71H135V73H137V71H136ZM189 71H190V69H188ZM187 70V71H188ZM143 71V70H142ZM188 71V72H189ZM45 72V71H44ZM192 72V71H191ZM17 73H18V71H17ZM37 73V74H36ZM51 73V74H52ZM97 73V72H96ZM134 73V72H133ZM134 73V74H135ZM190 73V72H189ZM188 73V74H189ZM42 74H43V72H42ZM84 74H83V77H85L84 76ZM143 74V73H142ZM174 73H172L171 74V76H170V79H168V88L170 87V86H172V85H174L173 86V88L174 87H177L178 89L177 90H174L175 92H174V94H172V97H173V99L171 98V97H169V95L170 94H168L169 92L167 91V90H165V88H164V90L165 91H167V93L166 94H164V92H163V94L166 96V97H168L169 99H171L172 101H176L177 100V102H174V103H172V101L170 100V102H171V104H175V106L178 104V102H181V101H185L184 99L182 100V97H183V95L185 94L184 93V91L186 92V91H188V90H186V85H185V83L183 82V83H180L179 81H180V79H177L176 80V78L178 77L177 75H173ZM196 74V73H195ZM13 75V74H12ZM18 75V76H19ZM23 75L21 76V77H19V81L16 79V77L17 76H15V77H11V78H13L12 80H10V81H12L11 83H14V82H20V83H18L19 85H23V86H20L21 88H25L26 89V91H27V89L28 90H32V89H35L34 88V84H35V82H39V81H42V79L41 80H38V79H33V78H29V81L27 82H23L22 80L23 79H21L22 77H23ZM45 75V74H44ZM44 75H42V76H44ZM119 75H124V78L123 79H126V78H128L127 80L129 81V83H130V85L128 84H126L128 81H123V79L121 78V77H119ZM131 75V76H130ZM135 75H137V74H135ZM190 76H192L191 75V73L189 74ZM193 75H194V73H193ZM197 75V74H196ZM25 76H26V74H25ZM81 76H82V74H81ZM89 76H91V77H89ZM112 78H114V80L113 81H111L112 79H110L111 77ZM118 76V77H117ZM134 76V75H133ZM142 76V75H141ZM176 76V77H175ZM198 76V75H197ZM45 77L46 78H49L47 75H45ZM45 77H42V78H45ZM52 77V76H51ZM110 77V78H109ZM172 77V78H171ZM194 78H195V76H193ZM192 77V79H194ZM8 79H10V77H7ZM109 78V79H108ZM116 78H119L121 81H119L118 83H114L115 82V80H116ZM142 78H144V80H145V75L142 77ZM175 78V79H174ZM198 78V77H197ZM14 79H16V81L14 80ZM25 80H26V78H24ZM30 79H32V81L30 80ZM78 79H79V77H78ZM80 79H82V77L80 78ZM84 79V78H83ZM82 79V80H83ZM94 79V78H93ZM140 79H141V77H140ZM171 79H173V80H171ZM199 79V80H198ZM197 80L196 79H194V81L195 82H197V84H199L200 83V78H198ZM5 80H7V79H5ZM13 80H14V82H13ZM21 80V81H20ZM34 80V81H33ZM81 80V81H82ZM96 80H94L95 82H96ZM118 80V79H117ZM1 81V80H0ZM8 81V80H7ZM9 81V82H10ZM84 81V80H83ZM141 82H140V84H141V90L143 89L144 90V88L143 87H146L145 88V90H151L149 93L148 92H146V94H147V96L150 94V93H152L153 94V91H152V87L150 86V84L148 85L149 86V88L146 86L149 82H147L146 83V81L145 82H142L143 81V79H141L140 80ZM148 81V80H147ZM169 81H173V82H169ZM176 81V82H175ZM203 81V80H202ZM201 81V82H202ZM105 82V81H104ZM117 82V81H116ZM123 83V84H121V83ZM163 82H165V81H163ZM179 82V83H178ZM6 83V82H5ZM5 83H3L2 82V84H4L5 85ZM8 84L9 86H11L12 84ZM112 83V84H111ZM115 85H114V84ZM142 83H145V86L142 84ZM171 83H173V84H170ZM180 84L179 85V87L177 86L178 84ZM204 83V82H203ZM202 83V84H203ZM15 85H18V84H16V83H14ZM74 84V83H73ZM86 84H85V86H86ZM108 84V85H107ZM111 84V85H110ZM167 84H165V85H167ZM175 84H177V85H175ZM181 84H184V87H185V90L181 87ZM105 85H107V86H105ZM114 87H113V86ZM117 85H119V86H117ZM161 85H163V86H165L163 83H161ZM170 85V86H169ZM200 85V84H199ZM203 85H205V84H203ZM82 86H83V84H82ZM82 86L80 87L81 88V90H82ZM84 86V87H85ZM86 86V87H87ZM2 87V86H1ZM4 87V86H3ZM17 87V86H16ZM85 87V88H86ZM107 87L109 88V91H111L110 89H111V87H112V94L108 91V89H107ZM118 87H120V89L118 88ZM140 87V86H139ZM7 88V87H6ZM18 88V87H17ZM100 89V91H98V89ZM101 88H102V90H104V92L105 93H103V91H101ZM105 88V89H104ZM115 88H116V90H118V91H116V93H115V96L113 95L114 94V90H115ZM118 88V89H117ZM123 88H125V87H123ZM160 88H162V87H160ZM163 88L161 89L162 91H163ZM168 88H166V89H168ZM1 89V88H0ZM4 88H2V90H3ZM8 89V88H7ZM13 89V88H12ZM14 89H15V87H14ZM22 89V90H23ZM183 89V90H182ZM10 90V89H9ZM61 90H63V89H61ZM60 90V91H61ZM92 90V89H91ZM107 90V91H106ZM125 90H126V88H125ZM132 90V89H131ZM137 90V89H136ZM142 90V92L143 93H145V91H143ZM154 90V89H153ZM159 89H157L156 88V91L158 92V96H157V92L154 90V92H155V96L156 97H158V99L160 98H162V96H164V95H161L162 94V92H160L159 93V91H158ZM1 91V90H0ZM4 91L5 90H3L2 92H3V94H4ZM13 91V90H12ZM11 91V92H12ZM16 91V90H15ZM48 91V90H47ZM46 91V92H47ZM85 91H84V95H83V98H87V97H85L87 94L85 93ZM140 90H138L137 92H134L133 90L132 91H129V93H131V92H133L134 93V96H136L140 101H142L141 99H142V97L139 95V92ZM170 92H171V90H169ZM173 91V90H172ZM182 91H183V93L184 94H182ZM1 92V93H2ZM10 92V91H9ZM9 92H7L6 91V94L7 93H9ZM14 92V91H13ZM19 92V91H18ZM23 92H24V90H23ZM65 92V91H64ZM63 92V93H64ZM128 92V91H127ZM212 92V91H211ZM15 93V92H14ZM27 93H28V91H27ZM32 93V92H31ZM31 93H29V94H31ZM61 93H62V91H61ZM60 93V94H61ZM95 93H93V95H94V97L96 98L97 96L95 95ZM102 93V94H101ZM122 93V92H121ZM132 93V94H133ZM143 93L141 94V95H143ZM16 94V96L18 97V99L20 100V99H22L23 97H21L20 96V94L21 93H15ZM25 95L24 96H26L27 97V95L28 94H26V92L24 93ZM59 94V93H58ZM67 93H65L64 95L62 94V95H59V96H57L56 97V100L54 99L55 97V95L53 94V95H51L50 94V97L52 98V96H53V99H52V101H57L58 99H60L61 101H64V99H63V97L66 95ZM89 94H88V96H89ZM119 94V93H118ZM146 94H145V96L144 97H146ZM152 94H150L149 96L150 97H152L153 95ZM160 94V95H159ZM167 94H168V96H167ZM187 94H188V92H187ZM207 94V93H206ZM210 94V93H209ZM214 94V93H213ZM9 95H10V97H9ZM13 95V94H12ZM11 94H7V95H4L5 96V98H4V100H3V96L1 97L2 99L0 100V106H1V108H0V111L2 112V108L4 107V110L7 108V107H5V105L6 106H8L9 107V111L11 112V114L13 115L12 117H17V115L16 114H18V117H20L21 116V118H22V116H23V122H21V124L23 125V123H25V121H29V120H26V119H31V118H33L34 117V115L32 114L34 111H32L31 110V113L29 112L30 111V109L31 108H34V104H32V106L30 107L29 106V102H28V100H29V98L27 99V98H25V99H27V101L26 102H24L23 104H26V103H29V104H26V105H28V106H26V105H23V106H25V107H23L22 105H21V107H23V109H20L19 111H18V109L17 108H20V107H17V98H16V96H12ZM21 95H23V94H21ZM131 95V94H130ZM188 95H190V94H188ZM188 95H184V96H186V97H188ZM211 95H212V93H211ZM217 95H219L220 97H216V98H219L220 100H221V98H222V100H223V102H226V98L225 97H223V95H221L220 93H218ZM69 96V95H68ZM114 96V97H113ZM119 96V97H118ZM133 96V95H132ZM148 96V97H149ZM154 96V98L156 99V97ZM165 96L162 98L163 99V102H167L168 100L167 99H165ZM171 96V95H170ZM135 97V98H136ZM143 97V98H144ZM186 97H183V98H186ZM192 97V96H191ZM210 96H208V98H209ZM8 98V99H7ZM65 98V97H64ZM111 98V97H110ZM128 98V97H127ZM132 99H133V101L135 100L136 102L135 103H137V101L139 102V103H137V105H140L143 109H146V108H150L149 107V104L147 105V104H145V105H147V107H145L144 105H142L141 103H140V101L139 100H137V99H134L133 97H131ZM189 98V97H188ZM193 98V97H192ZM215 98V99H216ZM15 101H14V100ZM47 99V101L49 102V101H51V99L49 98V97H47L46 98ZM72 99L73 98H71L70 96L68 97V99H67V96H66V98H65V103H67V102H69V104L70 105H74L75 103H73V101H75V100H73L72 101ZM131 99V100H132ZM150 99V98H149ZM154 99V100H155ZM167 100V101H165V100ZM181 99V100H180ZM190 99V98H189ZM205 99H207V98H205ZM214 99V100H215ZM218 99V100H219ZM23 100V99H22ZM21 100V101H22ZM71 100V101H70ZM83 101H84V99H82ZM89 100H90V103H89V105H88V103H87V105L89 106V108L90 107H92V105L93 104H95L94 102H96L98 99H96V101H92L91 102V100H93V99H91V96L89 97ZM121 100V101H120ZM145 100V98L143 99V101ZM148 99H146L145 101H147ZM153 100V99H152ZM153 100V101H154ZM187 100V99H186ZM192 100H194V99H192ZM213 100V101H214ZM218 100L217 101H214V102H218ZM9 101H10V103H9ZM31 101V100H30ZM40 101V100H39ZM42 101V100H41ZM47 101H46V103H44V105L43 106H45V104H47L46 106L48 107L49 105L50 106H52L51 104H49L48 105V103H47ZM83 101H80L79 102V105L81 104H85V103H82ZM85 101H88V99H85ZM102 101V99L101 100H99V102H101ZM120 101V102H119ZM122 101V102H123ZM142 101V102H143ZM149 101H151V99L149 100ZM149 101H147V102H149ZM153 101H151L152 103H151V106H153L152 104H157L158 102H156V101H158V100H155V103L153 102ZM160 101V100H159ZM189 101V100H188ZM187 101V102H188ZM195 101V100H194ZM203 101V100H202ZM205 101V100H204ZM206 101H208V99L206 100ZM212 101V99L210 100V102ZM212 101V102H213ZM20 102V101H19ZM34 102V101H33ZM33 102H31V103H33ZM99 102H98V104H96L97 106L99 105L100 107H101V109H100V112H104L105 110L104 109H107V108H102V105H103V103H102V105H100L99 104ZM127 104H126V103ZM161 102H162V100H161ZM169 102V103H170ZM210 102H206V103H209V105H208V108L210 107ZM220 102V101H219ZM218 102V103H219ZM21 103V102H20ZM35 103V102H34ZM36 103H38V106H41L40 104H41V102L39 103L38 101L36 102ZM51 103V102H50ZM57 103H58V101H57ZM61 103V102H60ZM59 103V104H60ZM64 103V104H65ZM73 103V104H72ZM121 105H123L124 104V106H120L119 104ZM133 103V102H132ZM135 103L133 104V106L135 105ZM150 103V102H149ZM168 103V102H167ZM166 103V104H167ZM177 103V104H176ZM182 103H184V102H182ZM191 103V102H190ZM218 103H214L215 105H213L212 103H211V107L210 108H212L213 109V106H215L216 107V105L218 104ZM43 104V103H42ZM52 104H53V102H52ZM62 105V107H64V106H67L68 105V103L66 104V105ZM76 104L78 105V103L76 102ZM128 105V106H126V105ZM129 104H130V98H129ZM143 104H144V102H143ZM163 104V103H162ZM186 104H188V103H186ZM192 104V103H191ZM190 104V105H191ZM202 104H203V102H202ZM205 104V103H204ZM3 105V106H2ZM11 105V106H10ZM36 105V104H35ZM61 105H58V107L60 108V112L62 113V109H61ZM69 105V106H70ZM86 104H85V107H83V106H80V107H82V108H84V109H86V111L88 110V112L87 113H89L90 114V112H93L94 110V108L93 109H89L88 108V106H87ZM110 105V106H111ZM116 105H118V106H116ZM136 105V106H137ZM165 105V104H164ZM185 105V104H184ZM213 105V106H212ZM219 105V104H218ZM221 105V104H220ZM18 106H19V104H18ZM55 106V105H54ZM54 106H52L53 108V110H54V108H56V106L54 107ZM68 106V107H69ZM75 106V108H78L79 106H76V105H74ZM73 106V107H74ZM106 106V107H107ZM120 106V107H119ZM130 106H132V104L130 105ZM166 106V105H165ZM164 106V107H165ZM13 107V108H12ZM80 107H79V109H80ZM100 107H97L98 109L100 108ZM124 107V108H123ZM135 107V106H134ZM187 107V109H188V106H186ZM214 107V108H215ZM27 108L29 109V110H27ZM39 108V107H38ZM38 108H37V105H36V108H35V110L37 111L38 110ZM50 108V110H51V107H48V109ZM58 108V109H59ZM65 108V107H64ZM63 108V109H64ZM67 108V107H66ZM70 108H72L71 106H70ZM70 108H67V110L69 109V110H72L73 112L74 111H78V109H75V108H73V109H75V110H73V109H70ZM81 108V109H82ZM96 108V109H97ZM108 108H110V107H108ZM112 108V107H111ZM116 108H114V109H116ZM119 108H123V109H120L119 110ZM142 108H140L141 110H142ZM184 108V107H183ZM217 108H219L220 109V107H217ZM221 108H222V106H221ZM224 108H226V107H224ZM17 109V110H16ZM24 109H26V110H24ZM43 109H45V107H43ZM43 109L41 110V108H40V110H39V112H38V114H37V112H35L36 113V115H38V117L36 116V118H35V122L36 123H41V122H43V123H41L40 125L42 126V124L43 125H45L44 123H48L49 122V120L47 119V117L49 118L50 116H49V114H51L52 113V111H50L51 113H49V114H47V109L44 111V114H43ZM83 109V110H84ZM116 109V110H117ZM130 110L132 109V108H129ZM133 109H135V108H133ZM138 109H139V107H138ZM138 109H136V110H138ZM139 109V110H140ZM189 109H191V106H190V108ZM223 109V108H222ZM13 112H12V111ZM15 110V111H14ZM67 110H64V111H66L65 113H68L67 112ZM83 110H81V112L83 111ZM91 110V111H90ZM103 110V111H102ZM113 110V109H112ZM111 110V111H112ZM149 110H151V109H149ZM149 110L147 109V113H150L149 112ZM152 110L154 111V108H152ZM157 110V109H156ZM164 109H161V111H163ZM184 110H186V109H184ZM184 110L183 111H180V112H184ZM211 110V109H210ZM7 111V110H6ZM18 111V112H17ZM55 111H57V110H55ZM54 111V113H52L51 114V116L53 117V118H55V119H57L58 120V118H59V120L60 121H62L63 120V118L66 120V117H68V119H70V118H75L76 117V119L79 117V111H78V113H77V111H76V114H78V115H76L75 114V116L73 115V117H70L69 118V115H71L73 112L72 111H70L66 116H64L63 117V114H61L62 115V117H61V115L58 113L59 112V110L57 111V112H55ZM86 111H84V112H86ZM115 110H113L112 112H114ZM126 111H128V110H126ZM132 111V110H131ZM144 111V110H143ZM188 111V110H187ZM220 111V110H219ZM225 111H228L227 110V108H226V110ZM0 112V114L2 115H0V121H2V123L0 122V124L2 125V126H4V128L3 129H8V127H9V122H10V119H5V117L6 118H8V114H7V116L5 115V113H7V112H5V113H1ZM19 112L21 113V115H19ZM28 112V113H27ZM72 112V113H71ZM96 111H94L93 112V114L95 113ZM99 112V113H100ZM107 112L109 113L110 112V109H109V111H108V109H107ZM117 112V111H116ZM121 112H123V111H121ZM140 112V111H139ZM136 113V114H138L139 116L141 115L140 113ZM156 112V111H155ZM163 112H165V111H163ZM190 112V111H189ZM192 112H193V110H192ZM206 113V117L208 116L207 114L208 113H210V112H207V110L205 111ZM223 110L220 112L222 115H225L226 113H224L223 114ZM16 113V114H15ZM40 113H42L43 114V116H41L42 114H40ZM56 113V114H55ZM71 113V114H70ZM75 113V112H74ZM87 113H84V114H86V115H88ZM119 113V112H118ZM126 113V112H125ZM128 113L129 112H127V116H128ZM147 113H145V114H147ZM158 113H161L160 111H158ZM194 113V112H193ZM215 113V112H214ZM214 113H213V111H212V114L210 115V116H214ZM217 114H218V111L216 112ZM216 113H215V115H216ZM219 113V114H220ZM29 114H30V116H29ZM32 114V115H31ZM45 114H47V117H45L44 115ZM83 114V113H82ZM81 114V115H82ZM84 114H83V117H85L84 116ZM93 114L91 113V115H92V117H93ZM97 114H98V111H97ZM96 114V115H97ZM110 114V113H109ZM114 114V113H113ZM122 114L124 115V112L123 113H119V115H121V117L119 116V119L120 120H123L122 118L123 117H125V116H123L122 117ZM131 115H129V116H131V119H130V122L131 121H133V116H132V113H130ZM133 114H135V112L133 113ZM135 114V115H136ZM152 114V113H151ZM179 114H181V113H179ZM187 114V113H186ZM191 114V112L189 113V115ZM220 114V115H221ZM41 117H40V116ZM80 115V116H81ZM95 115V114H94ZM116 115V116H115ZM115 115H113L115 118L117 117L118 118V114H115ZM161 115V114H160ZM221 115V117H223ZM27 116H29V117H27ZM57 116V117H56ZM60 116V117H59ZM78 116V117H77ZM101 116L103 117V115L101 114ZM101 116H99V118H101ZM109 115L107 114L106 115V117L105 118H107ZM128 116V117H129ZM142 116H143V113H142ZM141 116V117H142ZM145 116H147V115H145ZM161 116H163V115H161ZM209 116V117H210ZM212 116V117H213ZM87 117V116H86ZM91 117V116H90ZM94 117H96V116H94ZM128 117H126L127 119H128ZM136 117H137V115H136ZM135 117V118H136ZM144 117V116H143ZM149 117H151V116H149ZM156 116H154L153 118H155ZM178 117H179V115H178ZM1 118H3V119H1ZM21 118H19L20 119V121H22V119ZM47 119V120H44V121H41L42 119ZM81 118V117H80ZM78 119V121L79 120H81V119ZM110 118V117H109ZM130 118V117H129ZM135 118H134V120H135ZM147 118V117H146ZM194 118H196V119H193V121H192V128L190 129V131H192L193 130V128L194 127H197V126H195L196 124L198 125V123H199V125H201L202 127H200V128H207V127H209V124L210 123H205V122H203V124L205 125V127H204V125H202V122H201V124H200V122L198 121V119H197V117L195 116ZM219 118H220V116H219ZM18 119V118H17ZM39 119V120H38ZM52 119V118H51ZM55 119H52L53 120V124H54V122H57V120L56 121H54ZM139 119H145V117L144 118H138V120ZM148 119V118H147ZM152 119V118H151ZM178 119H181V118H178ZM209 119V118H208ZM213 119H216V117L215 118H213ZM221 119V118H220ZM33 120V119H32ZM29 121V122H31L30 124H31V126L33 127L34 125H32V122L34 121ZM71 120H73V119H71ZM83 121H85V119H82ZM94 120V119H93ZM101 120H103V118H101ZM105 120V119H104ZM110 120V119H109ZM113 120V119H112ZM125 120V119H124ZM136 120H137V118H136ZM136 120H135V123H136ZM149 120V119H148ZM198 122H197V121ZM217 120V119H216ZM9 121V122H8ZM41 121V122H40ZM46 121H48V122H46ZM60 121H58V122H60ZM68 121V120H67ZM82 121V122H83ZM196 121V122H195ZM207 121H209V120H207ZM4 122H7L8 123V126L7 127H5V124H7V123H4ZM26 122V123H27ZM75 122H76V120H75ZM81 122V121H80ZM81 122V123H82ZM86 122V121H85ZM107 122V121H106ZM114 122H116V121H114ZM122 122V121H121ZM138 122V121H137ZM34 123V122H33ZM38 123V124H39ZM52 123V121L50 122V124ZM71 123V122H70ZM77 123V122H76ZM84 123V122H83ZM110 123V122H109ZM116 123H118V122H116ZM120 123V122H119ZM127 123H129V119H128V121H127ZM134 123V122H133ZM30 124H28V125H30ZM56 124V123H55ZM121 124V123H120ZM129 124H131V123H129ZM206 124H207V127H206ZM11 125H12V123H11ZM25 125V127L26 126H28L27 124H24ZM23 125V126H24ZM58 125V124H57ZM111 125H112V123H111ZM1 126V127H2ZM37 126H39V125H37ZM40 126V127H41ZM48 126H50V125H48ZM47 126V127H48ZM56 126V125H55ZM54 125H53V127H55ZM107 126V125H106ZM120 126V125H119ZM1 127H0V129H1ZM35 127V126H34ZM53 127H52V129H53ZM103 127H105V126H103ZM109 127V126H108ZM114 127V126H113ZM115 127H116V125H115ZM127 127V126H126ZM23 128V127H22ZM27 128V127H26ZM28 128H31V127H29L28 126ZM36 128V127H35ZM44 128H46V127H44ZM44 128H41V130L42 129H44ZM50 128V127H49ZM106 128V127H105ZM104 128V129H105ZM118 128H120V127H118ZM117 128V129H118ZM122 128V127H121ZM131 128V127H130ZM132 128H133V126H132ZM131 128V129H132ZM3 129H1L0 131H2ZM5 129V130H6ZM9 129L10 130H12V128H11V126L9 127ZM8 129V130H9ZM33 129L34 128H32V130L31 131H33ZM40 129V128H39ZM103 129V128H102ZM103 129V130H104ZM112 129V128H111ZM115 129V128H114ZM124 129H126V128H124ZM181 129L183 130V127H181ZM24 130H26V129H24ZM121 130V129H120ZM179 130H180V128H179ZM182 130H181V132H182ZM7 131V130H6ZM27 131V130H26ZM29 131V130H28ZM48 131V130H47ZM116 131H118V130H116ZM124 131H126V130H124ZM123 131V132H124ZM132 131V130H131ZM130 131V132H131ZM176 132H178V133H180V131H177V130H175ZM175 131L174 130H172V132L170 133L169 132V134H171L170 136H171V138L173 137V139H175V140H173V139H168L167 140V138L166 139H163V140H166L165 142H163L162 143V145H167L168 144V141H169V144H170V146H171V149H173V145H174V142L176 141V138L173 136V135H176L175 134ZM3 132V133H2ZM2 132H0V133H2V135L4 134V136H5V131H2ZM30 132V131H29ZM97 132V131H96ZM96 132H94L95 134H96ZM103 132H105V131H103ZM127 132V131H126ZM136 131L135 130H133V132H131V134H133L134 135V138H135V140L137 139V137H138V139H137V141L139 140V143L141 142V143H143V142H145L146 140H148V135H150V134H143V137L142 136H140L141 138H139V134L137 135L136 133H135ZM11 133H13V131H11ZM37 133H39V131L37 132ZM42 133H43V131H42ZM41 133V134H42ZM92 133V132H91ZM107 133H111L110 131L109 132H106L105 134H101L102 136H103V139L105 138V137H107V136H109ZM112 133H113V131H112ZM111 133V134H112ZM119 133V132H118ZM120 133H122V132H120ZM154 133H156V132H154ZM7 135H9V132L7 131V133H6ZM35 134V133H34ZM114 134H117L116 132H114ZM173 134V135H172ZM183 134V133H182ZM6 135V136H7ZM12 136H13V139H14V141L11 143L12 144V146H9L7 143V145L5 144V145H3V148H2V142L0 143L1 144V147H0V159L1 158H3V160L5 159V162H7V163H9V164H7V163H5V162H2L3 164H1L2 166L0 167V168H2L0 171V264H73L72 262H75V264H82V263H80L82 260L81 259H84V257L86 256L85 254H87L86 253V251H87V249H88V253H89V251L90 250H92L93 251V256L95 255L94 254V252L96 253V252H99L98 253V255H102V257L100 256V257H96V260L98 261L97 263H96V260L94 259V260H92L93 261V264H109V262L110 263H112V259L114 258H112V257H110L109 255H111L112 254V256L113 255H115L116 256V253H117V255L119 254V256H118V258H120V260H121V258L122 257H126V259L129 261V260H131V259H133V258H135L136 260H135V263H136V261H137V264H155V260L156 259H160V258H158L157 257V253H156V258H154L155 256H153V258L152 257H150V256H148L150 253H149V251H152V252H154V251H157V249H155V247L154 248H152V250H148V244L149 243H156V244H158L159 246L161 245L163 248H164V258L166 257V260L168 261H166V262H161V263H159V264H174L175 262V260H177L178 259V256H179V254L181 255V252L182 251H185V249H186V246H187V244L189 245L190 243H188L189 242V240H190V237H192L191 235L193 234V232L196 230V231H198V230H200V229H202V228H204L206 231H207V233L208 234H210L212 237V239H214L213 241L215 242V244L216 245H223V247H224V249H232L233 250V252H235L236 254L237 253H239L240 252V249H242V245H243V243L244 244H246V241H245V239L247 240V236H248V234H247V236L246 237H244V234H243V238H244V240H239V238H241L242 237V235H241V237H239V234L241 233L242 234V232H243V230L245 229V230H249V234L250 235H252V233H251V231H256V235L257 234H259V235H264L263 233H264V231H262L261 230V228H260V226H257V224L258 223H250L249 224V226L247 225V227L245 226L246 224H244V223H246L245 221H241V223H243V227L239 224V220H230V222H227L226 223V225L228 224V223H230V224H234L235 222H237L238 224H232V225H228V227H229V229L228 228H224V227H222L221 225H220V227H222L223 229H221V230H219V228L217 227V226H213V225H210V223L212 222H214L215 221V219H218L217 217H219L220 215L222 216L223 215V213L225 214V213H230V211L229 210H231V208H233V206H231V208L230 207H228L229 205L226 203V205L224 204L227 200V194H232V192H231V190H229V189H224L223 187L222 188H220L221 189V191H225V193H223V194H219L218 192H216L215 190L216 189H214V191L218 194H216L215 192L210 196L209 194V198L207 197V199L206 200H208L207 202L206 201H204V202H206V203H208V204H203V202H201L200 203V201L198 202V200H200L201 199V195H202V197H203V194H199V199H198V197H196L195 198V200H192V201H189L187 204L185 203L184 205H186L185 207H183L182 209H181V207H180V209L179 208H171L172 210L171 211H173L174 210V212L172 213L169 209H168V211H170L171 213H169L167 210H165V212H168L167 214H165L164 212V214H158V213H155V212H152V210H151V207L149 206V208H148V210H146L147 211V217L145 218V216L142 218V217H140V215L139 216H137L136 214L135 215H128V212H129V209H127L128 210V212L126 213L127 215H128V217L126 216V218H122L121 219V217H120V215H122L123 217H125V210L123 211L124 212V214H120L119 212H121L122 210H123V208H120L119 206H117V208L118 209H122V210H119V211H117L120 215H118V217H114L115 218V220H116V218L118 219V221H116V222H119L120 224H118V225H120V226H118L117 227V223H116V225H112V224H114L115 222H112V219H113V216H115V213L114 212H110V211H107V213L110 215V218H108V219H110V221L107 219V216L105 217L109 222H112V224H110V225H108L109 224V222H108V226H110L109 227V232L110 233H108L107 232V227L105 226V224H103L104 226H105V229H106V231H102L101 230V228L103 227L102 226V222H104L103 220H102V222H101V219H97L98 221L100 220V222H99V225H97L98 227L99 226H101V228L98 230V229H96V230H98V231H95L94 232V234H92L91 232H93L94 230H95V228H97V226L95 227V225H94V229L92 228V231L91 232H89V230H91V228H90V226H89V228H88V226H86L85 228H81V227H79V229L81 228L83 231H85L84 233H82V235L84 236L83 238L85 239V241L84 242H82V241H80L82 238V236L79 234V235H76V236H72V237H68V239H73L72 241L74 242V243H71L70 244V246H72V247H70V246H68L69 245V240L68 239H66V236L64 237V236H62V235H60V236H62V237H64V238H62V239H60L61 237L59 236V235H56L57 234V232L59 231V233H61L62 234V230H64V229H62V228H64L63 227V223H62V225H61V219H63V221H65L64 220V218H62L63 216H61L60 217V215H62V214H64L65 215V213L67 214V219L69 218H71L69 221H70V223L72 222V224H74V221H75V223L77 222V219L78 218H83V215H78V214H76V211H77V209L78 208H71L70 207V209H69V211H64V208L60 205L61 204V202L60 201H58V200H60L62 197V199L64 200V196H65V193H66V191H65V189L63 190L62 189V187L61 188H59V187H57V189H55L54 187H52L51 185H49L50 183V181H51V177H52V175L54 174L53 172H56V170H57V167H59V166H61V168L59 167V170H58V172H64V171H66L65 169L67 168V171H70L71 173H75V172H73V171H75V169L74 170H72V168H76V170H77V173H81V172H83L82 170H84V168H85V171H86V169L88 168V171H86V172H84V173H91V172H95L96 173V169L98 168L99 170L97 171V173H110V172H112L110 169H108V167L110 168V167H112V169H113V167H115L114 169L115 170H117V168L119 167V166H117V164H115L116 162H115V157H116V154L119 152V153H121L119 150H121V149H124L125 148V146L123 145L124 143H125V145L126 144H128L129 145V143H126V142H128V141H126V142H124V140H119V141H122V143L121 142H119V143H121L120 145L122 146H124L123 148L121 147L120 149L118 148V147H120L119 146V144H117L118 143V141H116L115 142V145H117L116 147L119 149L118 151L116 150L117 148L115 147V146H111V145H109V143H108V145H107V142H109V141H111L112 143H113V141L114 140H112V139H116L117 138V135H113V138H111V140H107L106 138L104 139V140H107V141H104V144L100 141V143L99 144H101V145H99L98 147V150L97 151H99L98 153H100V154H98L99 156H98V158H97V155L95 154L96 153V149H97V147H96V144H98V142H96V141H99L98 139H100V138H95V142L94 141H92V139H88V136H86L87 137V139L89 140V141H91V142H94V144H95V147H96V149L95 150H93L94 148H92V150H93V155H96V157L95 158H97L99 161H103L104 160V158H103V160H100L99 159V157L103 154V157H105L104 155H108V154H113V153H111V152H114L115 150V152L116 153H114L115 154V157H114V159H112L111 161L109 160V159H111L112 158V156H111V158H108V157H106L105 159L107 160V158H108V160H109V162H108V166H107V164H106V167H105V165L103 166L102 164H103V162H102V164H101V168H103V171L101 170V168H99L100 167V165H99V163H96V165H95V163L92 165V164H90L89 162H91L93 159L92 158H94V156L93 155H91V156H93L92 158L89 156V158H91V161H85V164L86 163H89L90 165H92V166H90L89 164H87V165H84V163L83 164H81V163H78L79 165H77L76 163V165L77 166H75V164L72 166V164L73 163H71V165H67V163H61V161H63L64 159H66L65 157L66 156H68V155H71V153H69L68 155L66 154L67 152L65 151L67 148H72V147H74L75 149H76V147L78 146V143L80 144V142L78 141V140H76V142H73L72 140L71 141H67V143H69L70 145H72V147H69L68 145H65V147H67V148H65L64 147V151L61 149V147L63 148V146L62 145H57V146H60V148H56L57 149V151L58 150H60V151H62V152H60L61 153V156L65 153V155H63V156H65L64 157V159L63 160H59V158H60V156H58V157H55V156H57L56 154L58 153L57 151V153L55 152H53V153H50L51 154V158L49 157L48 158V156H42L41 157V153H37L36 152V150H35V155H33V152H34V150H33V152L32 153H30V151H32V150H26V151H22V148L21 149H18L17 148V150H18V152H19V150H21L22 151V153L20 154L21 155V158L19 157L20 155L18 154V152H17V154H13L12 153V156L15 158V156H18V157H16L17 159H18V161H17V159H15L16 160V164L15 163H13V161H15V160H13L12 161V159H14V158H12L11 156H9V157H11L12 159L10 160V158L8 159V160H6V158H5V156H6V154L7 155H9L8 153H6V152H8V150L11 152L12 151V149L14 148V150L16 149L15 147L16 146H14L15 144H16V141H18V139L19 138H17V136L13 133V134H11ZM10 135V136H11ZM37 135V134H36ZM39 135V134H38ZM92 135V134H91ZM90 135V136H91ZM100 134L98 135V137H100L101 136ZM105 135H107V136H105ZM140 135H142V133L140 134ZM151 135H153V134H151ZM151 135H150V137H151ZM154 135H157V136H155V137H157V138H159L160 139V141H158L157 139H156V141L157 142H161V139H162V137H163V135L162 136H160V137H158V134L156 133V134H154ZM179 135V134H178ZM184 135V134H183ZM10 136H9V138H10ZM15 136H16V138H17V140L15 139ZM53 136V135H52ZM89 136V137H90ZM93 136V135H92ZM97 136V135H96ZM95 136V137H96ZM123 138H125V133H123ZM127 136V135H126ZM132 136V135H131ZM144 136H147V139L144 137ZM1 137V136H0ZM115 137V138H114ZM128 137H129V135H128ZM150 137H149V139H150ZM154 136H153V138H155ZM181 137V136H180ZM2 138H5V137H2ZM93 138V137H92ZM108 138V137H107ZM123 138H121V139H123ZM130 138V137H129ZM132 138V137H131ZM143 138H145L146 140L144 141H140V140H142ZM165 138V137H164ZM179 137H177V139H178ZM55 139H58V138H55L54 137V139L53 140H55ZM84 139H85V137H84ZM86 139V140H87ZM118 139H120V138H118ZM128 139V138H127ZM127 139H125V140H127ZM4 140V139H3ZM11 140H12V138H11ZM42 140V139H41ZM40 140V141H41ZM44 140V139H43ZM46 140H48V139H46ZM46 140H45V142H46ZM53 140H50V141H52V144H54V142L56 141H53ZM102 140V139H101ZM129 140V142H131V141H133V139H128ZM4 141H6V140H4ZM20 141V140H19ZM59 141V140H58ZM77 141H78V143H77ZM83 141H85V140H83ZM82 141V142H83ZM89 141H85L84 143H86V142H89ZM149 141V140H148ZM155 141V142H156ZM15 142V143H14ZM44 142V143H45ZM60 142H62V144H63V142L64 141H60ZM71 142L74 144H71ZM105 142H106V144H105ZM156 142V143H157ZM13 143H14V145H13ZM41 143H42V141H41ZM48 143H50V142H48ZM75 143H77V145L75 146ZM136 143V142H135ZM138 143V142H137ZM140 143V144H141ZM146 144H147V142H145ZM148 143H150V147L151 146H153V145H151V144H154L156 147L154 148V146L153 147H151V149L152 148H154V150L152 149V151H151V149H150V147H149V149H150V151L152 152L151 154H150V152L149 153H147V154H145V155H148V156H154V157H156V156H163V154H164V151H165V147H163L162 145H159V143H158V146L154 143V142H152L151 141V139H150V142H148ZM46 144V143H45ZM45 144H42L43 146L45 145ZM56 144V143H55ZM58 144V143H57ZM60 144V143H59ZM87 144H89V143H87ZM132 144V143H131ZM39 145V144H38ZM42 145H41V147H42ZM50 145V144H49ZM81 145V144H80ZM90 145H92L91 143L88 145V146H90ZM113 145V144H112ZM134 146H135V144H133ZM143 145V144H142ZM8 146H9V148H8ZM47 146L48 145H46V148H44V149H47ZM56 146V145H55ZM85 147H86V145H84ZM132 146V145H131ZM133 146V147H134ZM137 146H139L138 144H137ZM145 146V145H144ZM143 146V147H144ZM169 145H168V147H170ZM5 147H6V151H4V149H5ZM17 147H18V144H17ZM21 147V146H20ZM41 147H39V146H37V151H39V150H41L40 148ZM51 147V146H50ZM113 147V148H112ZM115 147V148H114ZM129 147V146H128ZM128 147L126 146V148L128 149ZM132 147V148H133ZM143 147H140L139 146V149L140 148H143ZM146 147L148 148V146L146 145ZM167 147V148H168ZM39 148V149H38ZM49 148V147H48ZM52 148H54V147H52ZM79 148V147H78ZM89 148V147H88ZM87 148V151L89 150ZM90 148H91V146H90ZM125 148V149H126ZM130 148V147H129ZM137 148V147H136ZM135 148V149H136ZM145 148V147H144ZM143 148V149H144ZM161 148H165L164 149V151H163V149H162V151H163V153H162V151H161ZM42 149H43V147H42ZM73 149V148H72ZM75 149H73V150H75ZM82 149V148H81ZM80 149V151H82ZM113 149H115V150H113ZM142 149V150H143ZM157 149V150H156ZM170 149V148H169ZM16 150V151H17ZM50 150H51V148H50ZM68 150V149H67ZM71 150V149H70ZM72 150V152L74 153L73 155L75 156V151H73ZM91 150V149H90ZM146 150V149H145ZM159 150V151H158ZM49 151V150H48ZM47 151V152H48ZM86 151V150H85ZM124 151V150H123ZM130 151V152H129ZM129 151H127V154H125V152H126V150L124 151V153L123 154H125V157H127L128 158V155H130V154H128V152L129 153H131V152H133V154H134V150H131V148H130V150ZM136 151H138L137 149H136ZM140 151V150H139ZM149 151V150H148ZM156 151H158V152H156ZM161 151V152H160ZM9 152V153H10ZM14 152V151H13ZM42 152V155H43V151H41ZM47 152H45L44 151V153H47ZM141 152V151H140ZM156 152V153H155ZM31 155H30V154ZM59 153V154H60ZM78 153V152H77ZM85 153H87V152H85ZM89 153V152H88ZM87 153V154H88ZM136 154H137V152H135ZM145 153V151L143 150L142 151V156H144L145 157V155H143ZM162 153V154H161ZM37 154V155H36ZM47 154H49V153H47ZM46 154V155H47ZM79 154V153H78ZM83 154H84V152H83ZM92 154V153H91ZM122 154V155H123ZM138 154H140V153H138ZM3 155V156H2ZM53 155V156H52ZM72 155V156H73ZM88 155H90V154H88ZM87 155V156H88ZM122 155H118L119 157L120 156H122ZM26 156H28V158H30V160L31 159H33V160H35L34 162H33V160H31V162L29 161V159L28 158H26ZM34 157V158H32V157ZM36 156H40L41 158H43V159H39V162H38V159H37V161H36ZM84 156H86V154H84ZM83 156V157H84ZM110 156V155H109ZM117 156V158H119ZM134 156V155H133ZM136 156H138V155H135V157ZM123 157H124V155H123ZM134 157V158H135ZM141 157V156H140ZM53 158V159H52ZM57 158V159H56ZM68 158L70 159V156H68ZM80 158V156L78 157V159ZM87 158V157H86ZM94 158V159H95ZM20 159V160H19ZM21 159H22V162H21ZM50 159V160H49ZM55 159V160H54ZM96 159V160H97ZM120 159V158H119ZM121 159H122V157H121ZM126 159V158H125ZM133 159V157H131V159H130V157H129V159H127V160H132ZM24 160V161H23ZM53 160V162H51ZM84 160V159H83ZM87 160V159H86ZM114 160V161H113ZM11 161V162H10ZM27 161H28V163H27ZM66 161H67V159H66ZM66 161H64V162H66ZM18 162H20V164L18 163ZM35 162H37V163H35ZM11 163H12V166H11ZM33 163V164H32ZM91 163H93V162H91ZM106 163V161L104 162V164ZM5 164V165H4ZM19 164V165H18ZM47 164H48V167H47ZM51 164H52V167H53V169H55V167H56V170H53L52 169V167H51ZM98 164V165H97ZM109 164H111V165H113V166H110ZM10 165V166H9ZM49 165H50V167H49ZM55 165V166H54ZM4 166H5V168H4ZM6 166L8 167V168H6ZM62 166L65 168V169H63L62 170ZM71 166H72V168H71ZM80 166V167H79ZM88 166V167H87ZM97 166V167H96ZM91 167V168H90ZM92 167H94V168H92ZM95 167H96V169H95ZM104 167H105V169H104ZM4 168V169H3ZM48 168H50V169H48ZM82 169V170H80V169ZM90 168V169H89ZM7 170V171H4V170ZM47 169V170H46ZM53 170V171H50V170ZM60 169H61V171H60ZM119 169V168H118ZM249 169V168H248ZM89 170H91V171H89ZM101 170V171H100ZM2 171H4L5 173H3ZM48 171H50V172H48ZM65 172V173H68V172ZM108 171V172H107ZM6 172H8V173H6ZM52 172V173H51ZM69 172V173H70ZM93 172V173H94ZM51 173V174H50ZM57 173V172H56ZM55 173V174H56ZM49 176H48V175ZM47 176V178L45 179V177ZM44 178V179H43ZM46 180V181H45ZM45 185L44 187H43V185ZM42 185V187L40 188V186ZM46 188V189H45ZM59 188V189H58ZM47 190V191H46ZM56 190V191H55ZM61 190H63V191H65V193H62L63 191H61ZM211 190L213 191V189L211 188ZM210 190V191H211ZM50 191V192H49ZM59 191H61V192H59ZM209 191V190H208ZM208 191H207V193H208ZM211 191V192H212ZM52 192H54V194H55V197L53 196L54 194H52ZM62 193L63 195H62V197L61 198H59L60 196H61V194L59 195V193ZM51 193V194H50ZM206 192H205V194H207ZM210 193V192H209ZM238 193V192H237ZM236 193V194H237ZM58 194V195H57ZM68 194V193H67ZM204 194V195H205ZM238 194H241L240 192L238 193ZM49 195V196H48ZM51 195V196H50ZM198 195V194H197ZM243 195V194H242ZM196 196V195H195ZM223 196L224 198H225V201H223L222 200V198L221 197ZM230 196V195H229ZM244 196V195H243ZM231 197V196H230ZM49 198V199H48ZM204 198V197H203ZM206 198V197H205ZM232 198V197H231ZM230 198V199H231ZM229 199V200H230ZM52 200V201H51ZM53 200L56 202H54L55 204H54V206L56 205V207L54 208V206L52 205V208H51V203L50 202H52L53 203ZM63 200H62V203L64 204L65 203V201L63 202ZM204 199H202L201 201H203ZM29 201V202H28ZM58 202V203H57ZM60 202V203H59ZM28 203H29V205H28ZM49 203V204H48ZM199 203H200V205L201 204H203V205H207L206 207H202V206H200L199 205ZM60 206H59V205ZM7 205H8V208H7ZM50 206V209L48 208L49 206ZM41 206V207H40ZM30 207V208H29ZM37 207V208H36ZM43 207V208H42ZM58 207V208H57ZM64 207H66V204H64ZM68 207V206H67ZM67 207L65 208V210L67 209ZM54 208V209H53ZM62 208V209H61ZM69 208V207H68ZM155 208V207H154ZM29 209H33L32 210V212L29 210ZM35 209V210H34ZM47 209H49L48 211H47ZM52 209L54 210V211H52ZM115 209H116V207H115ZM153 209V208H152ZM156 210H157V207L155 208ZM37 210V211H36ZM111 210V209H110ZM113 210V209H112ZM34 211H36V212H34ZM115 211V212H116ZM134 211V210H133ZM146 211H143V214L141 213V212H139V213H141V215H144V213L146 212ZM151 211V212H150ZM154 211V210H153ZM163 211V210H162ZM116 212V215L118 214ZM132 212V211H131ZM158 212V211H157ZM221 212H223L222 214H221ZM33 213V214H32ZM53 215H52V214ZM58 213V215H56ZM114 213V214H113ZM32 214V215H31ZM34 214H35V217H34ZM113 214V215H112ZM216 215V217H215V215ZM41 216V218H40V216ZM89 215V214H88ZM38 216V217H37ZM80 216V217H79ZM59 217V218H58ZM76 217H78L77 219H76ZM90 217H92L91 215H90ZM102 217H104V216H102ZM109 217V216H108ZM119 217H120V219H121V221H119ZM97 218H99V217H97ZM59 221H58V220ZM87 219V218H86ZM88 219H89V217H88ZM87 219V220H88ZM94 219V217L93 218H91V221ZM95 219H96V217H95ZM94 219V220H95ZM211 219H213V220H211ZM80 219H78V221H79ZM114 220V219H113ZM29 221V222H28ZM34 221H37V223H39V227H42V228H40V233H39V235L40 234H42L43 236H39L38 235V237L36 236V239L37 238H41V239H43V241L42 240H40V239H37V242L39 241H42V242H36V239H34V241H33V239H32V235H35V234H33V232H32V230L30 231V229L31 228H29V227H31V225L30 224H32L31 222H33L34 223ZM68 221V220H67ZM96 221V220H95ZM106 221V220H105ZM82 222H83V220H82ZM82 222H78L77 224L78 225H80V223H82ZM87 222V221H86ZM88 222H90V220L88 221ZM87 222V223H88ZM94 222V221H93ZM92 222V223H93ZM36 223V222H35ZM66 223V222H65ZM29 226H28V225ZM42 224V225H41ZM67 224V223H66ZM83 224V223H82ZM214 224V223H213ZM262 224V223H261ZM215 225V224H214ZM223 225V224H222ZM263 225V224H262ZM32 226H33V224H32ZM62 226V227H61ZM113 226H115L117 229H115V227L113 228ZM43 227H44V230H43ZM66 227V226H65ZM72 227V226H71ZM76 227V226H75ZM83 227V226H82ZM215 227H217L218 228V230H216L215 229ZM232 227V228H231ZM263 228H264V226H262ZM57 228L58 229H62V230H57ZM78 228V227H77ZM45 229L47 230V232H50V234L52 235L51 236V238L49 237V236H46V235H49V233H47L46 231H45ZM50 231H49V230ZM72 229V228H71ZM80 229V230H81ZM88 229V230H87ZM110 229H111V231H110ZM203 229V230H204ZM68 230H70L69 228H68ZM74 230V232L77 230V229H73ZM113 230V231H112ZM245 230H244V232H245ZM34 231V230H33ZM38 231V230H37ZM78 231V230H77ZM76 231V232H77ZM100 231V232H99ZM101 231L103 232V233H101ZM29 232L31 233V235L29 234ZM36 231H34V233H35ZM46 232V233H45ZM69 232V231H68ZM74 232H73V234H74ZM79 232H82V231H78V233ZM258 232V233H257ZM58 233V234H59ZM72 233V232H71ZM98 233V234H97ZM254 233V232H253ZM38 234V233H37ZM63 234H64V232H63ZM97 234V235H96ZM206 234V233H205ZM255 234V233H254ZM68 235V234H67ZM70 235V234H69ZM210 235H209V238H210ZM222 236H223V239H225V240H227L226 242H224L223 240H222ZM253 237H255V235H252ZM252 236L251 237H249V239H248V241L250 240V238H252ZM258 236V235H257ZM34 237V236H33ZM43 237V238H42ZM77 238V239H74V238ZM208 237V236H207ZM224 237H226V238H224ZM259 237V236H258ZM263 237V236H262ZM262 237H260V238H262ZM59 238V239H58ZM79 238H81V239H79ZM125 238V240H123ZM256 238V237H255ZM64 239H66V241H67V244H66V246L64 245V242H66V241H64ZM84 239H82V240H84ZM211 239V240H212ZM256 239H259V238H256ZM264 239V238H263ZM128 240H129V243H128ZM254 240V239H253ZM261 239H259V241H260ZM62 241V242H61ZM78 241H79V243H82V245L84 246V244H86L85 245V247H82L81 249H85L86 248V246H88L84 251L83 250H81L79 247H77V246H79L80 245V247H81V244H79V245H77V243H78ZM126 241V242H125ZM223 241V242H222ZM242 241H244V242H242ZM60 242V243H59ZM86 242V243H85ZM147 242H148V244H147ZM213 242V243H214ZM229 242V243H228ZM251 242H253V241H251ZM255 242H256V240H255ZM143 243L145 244L146 243V245L147 246H145V251H147L148 250V252L146 253L145 251H143V249H142V246H143ZM212 243V244H213ZM223 243V244H222ZM227 243V244H226ZM257 243V242H256ZM60 244V245H59ZM62 244V245H61ZM72 244H74V245H72ZM129 244V246H126V245H128ZM134 244H136V245H134ZM138 244V245H137ZM215 244H213L214 246H215ZM226 244V245H225ZM250 244V243H249ZM258 244V243H257ZM38 245V246H37ZM64 245V246H63ZM132 245H134L133 247H132ZM141 245V246H140ZM154 245V244H153ZM152 245V246H153ZM219 245V246H220ZM252 245V248L254 247V245L253 244H251ZM62 246V247H61ZM68 246V247H67ZM74 246H76V250L74 249ZM138 246V247H137ZM143 246V247H144ZM218 246V248H219V251H221V252H225L224 250L222 251L221 249H220V247ZM256 246V245H255ZM263 249L262 250H264V241H263V245H260ZM259 246V248H261ZM64 247H67V248H69L68 249V251H67V249L66 248H64ZM157 247V246H156ZM188 247V250H186L185 252L186 253H184V254H187V252L189 253V246H187ZM217 247V246H216ZM258 247V246H257ZM256 247V248H257ZM62 248H64V250L62 249ZM78 248V249H77ZM138 248H140V249H138ZM147 248V249H146ZM158 248V247H157ZM161 248V247H160ZM159 248V249H160ZM162 248V249H163ZM247 248V247H246ZM245 248V249H246ZM256 248L254 247V249L256 250ZM90 249V250H89ZM142 249V250H141ZM150 249V248H149ZM153 249H155V250H153ZM161 249V250H162ZM54 250L55 251H58L57 253L56 252H54ZM69 250H70V252H69ZM74 251V253H73V251ZM246 250H249V248L248 249H246ZM255 250L253 251V252H255ZM261 250V249H260ZM63 251H65V252H63ZM66 251H67V253H66ZM76 251H79V252H77V253H80V255L79 254H76V255H79V257H76V255H75V253H76ZM82 253H81V252ZM91 251V252H92ZM69 252V253H68ZM105 252V253H104ZM109 253V255L108 254H106V253ZM258 252V251H257ZM263 252V251H262ZM66 253V254H65ZM71 253H72V255H71ZM106 255H104V254ZM111 253V254H110ZM115 253V254H114ZM149 253V254H148ZM155 253V252H154ZM158 253H160V250H159V252ZM163 253V252H162ZM246 253H248L249 254V252H247L246 251ZM251 253V252H250ZM259 253V252H258ZM57 254H59V255H57ZM68 254V255H67ZM89 254H91V253H89ZM148 254V255H147ZM183 254V255H184ZM240 254V253H239ZM57 255V256H56ZM66 255V256H65ZM75 255V256H74ZM85 255V256H84ZM97 254H96V256H98ZM104 255V256H103ZM151 255H152V253H151ZM160 255H162V254H160ZM238 255V254H237ZM250 255V254H249ZM254 255H255V253H254ZM59 256V257H58ZM70 256V257H69ZM72 256V257H71ZM82 256V257H81ZM110 257V258H108V260H106V257ZM163 256V255H162ZM246 256V255H245ZM255 256H257V255H255ZM254 256V257H255ZM74 257V258H73ZM88 257V256H87ZM95 257V256H94ZM183 257V256H182ZM68 258H70L71 260L73 259V261H68ZM75 258H78V259H75ZM81 258V259H80ZM101 258V259H100ZM105 258V259H104ZM112 258V259H111ZM115 258H117V256L115 257ZM163 258V257H162ZM164 258H163V261H164ZM177 258V259H176ZM250 258H252V255H251V257H249V262L248 261H246L247 262V264H250L251 263V260H250ZM90 259V258H89ZM93 259V258H92ZM122 259H125V258H122ZM125 259V260H126ZM155 259V260H154ZM180 259V258H179ZM248 258L246 257V260H247ZM76 260V261H75ZM110 260V261H109ZM117 259H115V261H116ZM160 260H162V259H160ZM241 260V259H240ZM106 261H107V263H106ZM128 261H126L127 263H128ZM181 261V260H180ZM253 261V260H252ZM255 261V260H254ZM69 262V263H68ZM78 262V263H77ZM83 262V264L84 263H86V257H85V259H84V261H82ZM157 262V261H156ZM183 262H185L184 260H183ZM183 262H181V264L183 263ZM88 263V262H87ZM86 263V264H87ZM119 263H121V262H119ZM122 263H123V261H122ZM121 263V264H122ZM130 263H132V261L131 262H129L128 264H130ZM157 263V264H158ZM254 263V262H253ZM253 263H251V264H253ZM90 264V263H89ZM92 264V263H91ZM113 264H114V262H113ZM117 264V263H116ZM123 264H126L125 262L123 263ZM133 264V263H132ZM176 264H178L177 263V261H176ZM180 264V263H179ZM183 264H185V263H183ZM189 264V263H188ZM244 264V263H243Z\"/></svg>",
  "mask_w": 264,
  "mask_h": 264
}]
</instances>
